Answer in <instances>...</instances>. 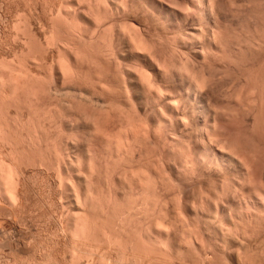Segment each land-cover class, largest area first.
Masks as SVG:
<instances>
[{
    "label": "rangeland",
    "instance_id": "1",
    "mask_svg": "<svg viewBox=\"0 0 264 264\" xmlns=\"http://www.w3.org/2000/svg\"><path fill=\"white\" fill-rule=\"evenodd\" d=\"M135 1H137L140 4V6L142 4H143L142 6H146L145 3L148 2V0H135ZM161 2H162V0H161ZM163 2L165 4L167 2H169V3L175 2V3L180 4L181 6L178 8H180L182 13H184V11H185L186 13H184V15L186 14V16L188 18V20L186 21V25L184 26L183 24H180V25L176 26V31L172 34H169L168 32H165V30L161 29L160 35H159V33L157 32V29L155 31L154 28H151L148 24H149V21H150L149 19L152 16V14L143 13L141 11L137 14V16L135 18L131 17V15L128 13V10H129L128 5H127L128 2L127 3L125 1L122 2L121 0H0V73L2 75H5V76L8 75V77H9V75H11L12 77L15 76V78L17 76H19L20 78H22V77L26 78V76H27L29 79L31 78L30 80L35 79V80H33L34 82L33 81H31V82L35 83L39 87V89L41 88V90L44 87V90L45 91L47 90L46 96L50 92L54 93L52 95L50 93L49 94L50 97H48V96L46 97L44 95L43 96L44 98H41V100L45 99V97H46L44 102L48 103V104H50V102H52V104H53L52 106H54L52 108L56 107L57 110L63 109L62 111H60V110L57 111L55 109L56 111L53 112V114L55 113V115H58L59 117L62 116L61 117L62 122L64 119V122L62 123L61 118L60 119H59V117L57 119L55 118L54 120H56V121H55V123H53L55 125L53 126L51 124V126H49V125L47 126L48 123L44 124L45 122L42 121L43 119L41 120V118H43V115H42L43 110L41 109L42 111H37V109H36L37 107L35 106L34 103H32L31 105H34L35 109L33 106L30 105L31 102L28 100L29 99L31 100L32 98L31 97L29 98V96H28V99H27V95H29V93H27L26 89L25 90L22 89V90H18V91H12L11 89L8 90L9 89L8 86H5L6 89L4 87H1L3 89L0 88V95L2 94L0 96V102H1L0 103V121H1L0 123L5 125V126H3V127H5V129L9 128L10 133L15 134V135L13 134L14 136H11L12 134H10V139L13 138V140L11 139L13 141V143H11L12 146L10 143H9L10 145L6 143L7 146H5L4 145L5 143L2 144V142H0V149L3 148L2 150H0V154H1V156L3 155V158L5 157L4 159L6 161H4V162L9 163V165L7 164V166H10V164L11 165L13 164V166H11V168L15 167V168H17V170L18 169L20 170V171L19 170L18 171L20 172L21 184H23V186H25V187H23V186L20 187L21 192L23 191L22 192L23 194H21L23 204L21 203L22 209H20L18 212H13L11 214L12 211L7 210L9 208V207H7V206H9V205H7L8 203L6 204L5 200H3L2 198L0 199V201H1L0 202V264H41V263L42 264H50L51 262H53L51 264H56L58 262V260H59V263H57V264H65L64 262H68L66 260H68L70 257V255L66 256V254L67 255L69 254L68 249H69L71 244H73V245H71L72 248L73 247H75V248L74 249L70 248V250L75 251V253H76V251H78V254H80V256L83 257V254L88 253V252H86L85 246H84V248L82 247L83 245H86V244L82 243V241L79 239H78L79 242L77 241V239H74V237L72 235H69L70 232H68V228H66L67 227L66 223L69 221V219L72 216L75 215L76 212L77 213L75 216H79V214H80L79 212H81V213L83 212L82 213L83 217L81 214L79 217L82 219L85 218V220H86V217H88L89 222H90V220H92L94 218L98 219V220H92L91 221V223L96 224L95 230H97V233H95V234L97 237L96 236L95 237L97 239L93 238V240H91L92 243L89 242V244H91L92 247L93 246L95 247V245H96V247L98 249H96V247H95V249H92V247L90 248L91 245L88 246V243L86 246H88L87 251L91 249L92 253H93V250H95L93 254L95 255L96 259H98L99 262L101 260V262H100L101 264H104L107 261H108L107 262L108 264H109V261H110V264H117V263H119V264H135L134 263L135 261H136V263L138 262L141 264L142 263H144V264H151V263L152 264H159V263L160 264H190V263L191 264L192 263L193 264H203V262H205V264H210V263L213 264L214 261H215L214 264H249V263L250 264L251 263L252 264H264V185L262 184V182L264 183V180L262 181V179H264L263 178V175H264V166H263L264 165L263 164L264 163L263 162L264 161V142H263L264 141L263 140L264 135L263 134H264V132H263V130H261L264 127V90H263L264 89V82H263L264 79L263 80L261 79V78H264V70H261L263 67V64H264V61H263L264 54H262V52L264 50V45H263L264 44V0H208L209 4L211 3L210 5L213 6L215 4L213 6L214 12H213V16H212V21L214 23L217 22V23H215V24H217V25H215L216 29H217V30L215 29L216 32L210 33V34L207 32V27H206L205 22H201V24L199 25V21L201 20V16H202L201 8L204 7L203 1H201V0H163ZM163 4L161 5V3H160V6H163ZM199 4H201V7ZM113 6H115V8ZM190 7L192 8V9H190L192 11V13H190L191 11L189 9H187ZM105 8H109L108 10L110 12L114 11L113 12L114 15L111 12V14L113 16L110 15V12L108 11V13H109L108 15H110V16H108V20L112 16L111 19H113L114 21L111 19L108 21V23L104 21V19H103L104 18V15H103L104 12L103 11H105ZM125 8H127L128 10H126ZM184 8L186 10H182ZM187 10L190 11L189 12L190 17L188 16ZM59 11H60V13H59ZM124 11H126V12H124ZM61 12H63V13H61ZM155 13L159 14L158 11H156ZM160 15H161V12H160ZM97 16H98V18H97ZM99 16H101V18ZM189 18H191V20ZM99 21L100 22L102 21L101 25L104 24V22H105L104 26L102 25V28H100L101 26L97 27L96 22H99ZM162 21L163 20H161L160 24L164 23V21L163 22ZM112 22H113V24L117 23L120 25L123 23H128L129 26H130V24H132L134 22L136 27L139 26L140 29L139 28H137V29L139 32H142L141 33V35H142L141 39L144 37L145 39L143 38V41L145 40L144 42L147 43V46H149L151 51L153 50L152 51L153 54L155 53L154 54L155 56H153L152 53L151 54L154 58L155 63L157 62L156 67L160 68V73H164L165 71L167 73L168 72L170 73V71L172 69H174V70H172L173 72H180L181 67L182 66L184 67L186 65L189 68L192 67L191 69L194 70V73L197 72L195 75L197 76L198 80H200L199 82H202L201 84L205 88V89L203 88V90H204V95H205L206 99L210 102L209 104L211 105V108L216 109V110L215 109L213 110V115H214L213 117H215V114H216L215 112L217 111L216 117L211 120L212 125H214V123H215L214 126H216V124H217L218 129H219V130L215 129L218 131L216 132V135L214 136L216 138H219V140L217 139V141H216L215 140L216 138L212 139L213 142L215 140L214 146L216 148H217V146L225 147L226 149L225 148L224 149L227 151V150H229V148H230V150L232 149V147H230V146H232L231 142L234 141V143L232 142V144L234 145L236 143L235 147L238 149V152L240 153L238 155V153L236 152L237 156L235 153L236 158H238V159L240 158V160H241V158L243 157L244 162H247L248 160L251 162L254 159L252 161L254 164L252 162L251 163L255 166L256 173H257L256 177L258 178V181H259V187L261 186L260 187L261 189L258 190L257 193L262 194V195H258L256 193V196L257 197L260 196V197H258V200L256 199L254 201V205L251 204L250 201L245 197L246 194L244 196L240 190H239L240 193L237 192L238 193L237 196L240 197L238 200V197L236 196L237 193L235 192L236 187L239 188L238 187L239 186L238 177L236 175H232L231 173H227V171H224V170H221L216 174H221L220 177L222 176L221 179L223 181H225L227 179L226 183L224 182V184H226V186L224 185L226 188L225 190L227 191L228 198H232V199H230L231 204L226 211V215H224L223 212L221 213V211L219 212L220 214L218 212L216 213L217 209L215 208L214 205H211L212 206L211 211H210V208L208 206L207 199L209 198L208 201H210L213 198V196L215 195V193L217 194V192H215L216 190L214 189V187L216 186L215 185L216 183H215L214 179L212 180V177L208 178V176H205V177L204 176H198L199 173L197 174V172H196L194 174V175H196L195 178H194V175H192L193 176V177L191 176L192 178L187 177L188 179L184 178V179L179 180V181H176L175 178L173 179V177L170 176V174H168L169 173L168 167L174 166L175 160L173 159V156L175 155V157H176V150L178 148L176 150H173V148H171V145H169L168 142H167L168 144H166V145L164 144L166 142L165 139L170 134V132H168V133L166 132L167 130L164 129L165 128L164 125H160V133H161L160 142L155 145V143H154V141H152V139H151L152 142L150 141L151 143L149 141H147V143H146V146H148L147 150L150 152H147V157L145 155H143L145 157H143V156H142L143 158L141 157L143 163L146 162V164H145L146 166H148L149 168L156 167L155 169L160 170L162 172V173L160 172L161 173L160 175H162V176H160L161 179H163L167 176V178L163 179L164 183H162L163 180L160 182V194H159L160 197H158L159 202H160L159 204H155V199L153 198V195L150 194V192L146 193L145 195H147L148 197L152 196L153 199L152 198L151 199L154 202L150 198L145 196L147 199V201H146L145 197L140 195V194H142L141 190L138 187H136L135 185L133 186V185L129 184L131 182V181H129L130 180L129 178H128V180L125 181V179H126L125 178V176H126L125 172H128V170H130V168H126L124 166H122V167L120 166L117 168V166H114L113 163H111L108 160H106V161H108V162H106L105 159L103 157H101V155H99L100 152H98V151H100L102 149V148H100L101 147L100 143L99 144L97 143L96 145H94L95 148L93 147L94 148L93 154H91L92 158L90 157V155L84 156L85 160L83 159L80 161V163L78 162L79 164H76L75 168L73 167L71 170V167H69V161L67 160L68 156H70V158H74L75 156H78V154H80V153L78 151H73V150H68L66 152V146H65L66 143L65 142L68 139L71 140L73 137L75 138V136H76V138H80V136H81V133L79 132V130L77 128V124H75V126H74L75 128H73V126H70L71 125L70 123L76 122V120L80 116V112H81V110L78 107L74 108L75 105L77 106L76 103L73 104V108H74L73 110H75V111L72 110V105H71L72 104L71 102H74V99H75L73 97H77L80 94V96H78V98H76V99H78V104H79V101L81 99V92L76 95V93H78L80 90L79 87L80 88L82 87V89L83 88L88 89V86H89V88H91V90L90 89H88V90L93 91V89H92L93 85H92V87H90L91 84L89 83L92 80V82H91L92 84L94 81L99 82V83L104 82L105 85L109 86L110 88L112 87L111 89H114L115 87H113V86L115 84V80L117 79V76H119V73H120V75H121L120 77L122 78V75H123L124 79L122 78L123 79L122 80L120 77H118V79H121V83H123V86L126 88V85H124V84H125V81L128 82L127 80H129V79H127V78L129 76L124 75L122 73L125 72V70L127 71L128 68L132 69L133 67L135 68V67L142 65L141 62H137V61L134 62V58H131L128 60V57L130 56L131 52H130V47L128 46V44H126L127 42H125V45H121V44H124V42L121 41V44H120L116 40L117 37L113 39V37H115V35H114L115 33L112 32V30L115 29V27L113 25L114 28L111 27L112 28V30H111L110 26L112 25L111 24ZM193 24L196 25L197 28H200L203 32H204V30L206 31V32H204L203 36L202 35L199 37L196 36L195 38L190 37V33H187V32L189 31L188 30L189 27L192 26ZM108 25H109V27H107ZM71 27H74V29ZM106 27L111 30V31L106 30L107 32H112V33H108L110 36H108L105 33L107 35V39L109 40L108 43L109 44H110V42L113 43L112 44L113 46H111V45L107 46L106 45L108 48L112 47V49L110 51H109V49L107 50V51H109V53L105 50L106 46H104V48H102L100 46V44L101 45L104 44L103 43L104 41L101 42L103 40V38L101 36H102V33H104L102 29H104V31H105ZM79 31L82 33L80 34ZM154 33H155V35H154ZM62 34H64V35H62ZM84 34H85V36H84ZM86 34H89L90 36L89 35L86 36ZM93 34L95 35V37ZM214 34H216V35H214ZM207 36L208 37L210 36V37L208 38ZM53 37L54 38L57 37V39H58V37L61 38V40L58 39L60 42L56 39L54 40ZM100 37H101V39H99ZM138 37L140 39V35ZM188 37H190V38H188ZM51 38L53 39V41H55L54 43L56 44V46L60 50H61V48L63 49L62 52L59 51V49H56L57 47L52 46L54 44H52L53 41ZM62 38L63 39L65 38V39L63 40ZM91 38H92V40H90ZM49 39H51L52 42L47 44V42L50 41ZM83 39H86V41L89 40L90 45H89V43H87L89 41L85 42V40H83ZM69 40L72 42V43L70 42V45H69L70 46L69 48L72 49V50L70 49L71 51L68 50L69 48L62 47L63 45L61 44L62 42H66V43L68 42L69 43ZM74 40H75V42H74ZM257 40H259L260 43ZM91 41H93L94 44L93 43L91 44ZM209 41H210V43H209ZM247 41H250V43L248 44ZM56 42L58 44L60 43L62 46L60 44L57 45ZM95 42L97 43L98 46L95 45ZM74 43L76 45H73ZM251 43H253V44H251ZM203 44H207V45H205V48H206V46H209L206 49L207 52H208V50L209 51L211 50L209 53L213 52L212 54H210L211 57L208 58L210 61H207V59H204L202 56L201 51H203L202 50ZM242 44H243V46H242ZM250 44H251V46H250ZM231 46L233 47V49ZM99 47H101L104 50V52ZM64 48L67 50H65ZM190 49L191 50L192 49L197 50L199 52L197 54L201 53L200 54L201 57L199 55L195 54L197 57L199 56L198 58H195L196 56L190 53V51H191ZM64 51H65V54H64ZM72 51H73V53H72ZM257 51H258V53H257ZM127 52L130 54L128 55ZM58 54H60V55H58ZM190 54L193 56H191ZM74 55L77 56L78 59H76V57ZM255 56H256V58H255ZM111 58H113V59H111ZM59 59H61L62 61L60 60L59 66H58L57 63H58ZM244 59H246V60H244ZM251 59H252V61H251ZM256 59H257V61H256ZM261 60H262V63H261ZM61 62H63L62 64H64V62H65V64L62 66ZM2 64H3V66H2L3 68L1 67ZM171 64H172V66H170ZM65 65H66V67H64ZM159 65H160V67H159ZM60 66H62V69L63 68L66 70L69 69L70 70V71L68 70L69 73H71V72H72V74L74 72H75L74 74L77 73L76 76L74 77V80L78 79L77 75L79 74V76H80L79 78H81V82H80V80H77L79 82H77L76 80L74 81V80L70 79L69 76L67 77L66 74L68 71L66 72V74L62 75V73H64V72H62L61 69H59ZM187 66H186V68H187ZM258 66H260L261 68ZM170 67H171V69H170ZM173 67H177L180 70L178 71V70H176L177 68H173ZM245 68L246 69L248 68V69L246 70ZM263 69H264V67H263ZM77 70L79 71V73ZM251 72H253V75ZM115 73H117V74H115ZM257 73H258V75H257ZM72 74H71V78H72ZM249 74L252 76V78L248 77ZM64 75H66V78H67L66 80H68V81H66V80L64 81V79H65ZM254 75H255V77H254ZM152 76L156 80L157 77H155V75H152ZM247 77H248V80H247ZM256 77L258 78V80ZM102 78H103V80H102ZM254 78H255V80H254ZM105 79H107V80H105ZM159 79H160V81H162V83L160 82V86H161V85H163L164 80L161 76ZM82 80H84V81L82 82ZM259 80H261L262 82ZM157 81H159V80L157 79ZM254 82L256 83V85ZM80 83H81V85H82V83H84V84L82 86H79ZM257 83H259L258 84L259 86L257 85ZM76 84L78 85V87L77 86L75 87ZM86 84L88 85V86H86L87 88L84 86ZM250 84L253 86L251 87ZM39 85H41V86H39ZM73 86H74V88H72ZM257 86L259 89L257 88ZM46 87H48V88H46ZM243 87H245V88H243ZM75 89H77V90H75ZM167 89L168 88H166V89L164 88L166 93H168L169 92L168 90H170V89H168V90ZM251 89H254L253 93L257 89V92H255L257 94H255V93L254 94L257 95L256 98L259 95V97H258L259 99L257 98L255 100V98L253 96L254 94L251 95L252 94ZM20 91H22L24 93H20ZM66 91H68V92H66ZM242 91L244 94L242 93ZM73 92L74 93L76 92L75 96H74ZM247 92L248 93L250 92V95H251V98L250 97H248V98H250L251 100L253 98L254 101L256 103H258L259 105L258 104H256V105L254 104L255 106L252 105L253 104L252 102H254V101H251V103H252L251 105H249L250 102H248L246 104ZM11 93H12V95L13 94L14 95L12 96ZM128 94H129V92L127 93V96H129L131 93L129 95ZM66 95H69V96H66ZM132 95L134 96L135 94L132 93L129 97L130 98L133 97ZM244 95H245V97H244ZM250 95H248V96H250ZM2 96H3V98H1ZM5 97H7L9 99H7ZM41 97H42V95H41ZM99 97H101V96H99ZM50 98H52V100ZM101 98H103V97H101ZM3 99H4V101H3ZM13 99L16 100L15 104H14ZM26 99H27V101H26ZM53 99H56V100H53ZM64 99H66V100H64ZM107 100L108 99H106L105 102L108 105L109 102ZM131 100H130V102L129 101L128 102H129L130 106L133 105V107H131V109L134 108V109H132L133 110L132 112H135V108L138 107V104L140 103L141 100L136 95H135V98H132ZM247 101H250V100H247ZM239 102H241V103H239ZM65 103L67 105L70 103L71 104H70V106L69 105L67 106ZM245 104H246V107H245ZM41 105L42 104H39L40 107H41ZM58 106H59V108H58ZM62 106H64V107H62ZM65 106H67V107H65ZM95 106H96V108H95ZM97 106H98L97 104L96 105L94 104L92 106L93 108H91V109L89 108L90 112L93 111V113H94L96 111V109L98 107H100V105L98 107ZM198 106H199L198 104L193 103L191 105V107L188 108L189 111H187V112H189L190 114H192V112H193V114H195V115L198 114V111H199ZM80 107L83 108L82 105ZM29 108H31V109H29ZM245 108H247V109H245ZM255 108H256V110H253ZM77 109H78V111H77ZM99 109H101V110L99 111ZM99 109L95 114H93V113H91V114H92V117L93 116H95V117L99 116L98 119L97 118L95 119V117H93V120H96V123L99 122V124H100V121L101 120L103 121L104 112L102 111V109H103L102 107H100ZM246 110H247V112H246ZM33 111H34V113H33ZM35 111H37V113ZM161 111H162V109H161ZM58 112H59V114H58ZM60 112H64V114L66 116L63 113L61 114ZM234 112H236V113H234ZM240 113H242V114H240ZM77 114H78V116H77ZM99 114H101V116ZM237 114L240 117H238ZM27 115H30V116H27ZM81 115H82V113H81ZM102 115H103V117H102ZM144 115H145V118L147 119L146 121L149 124H152L153 121H152V117H151V115H152L151 112L146 110ZM232 115H234V116H232ZM35 116H36V118H35ZM40 116H41V118H40ZM69 116H71V118ZM67 117L70 119V121ZM255 117H256V119H255ZM39 118L41 121L39 120ZM32 119L35 121V123ZM27 120H28V123H27ZM71 120H72V122H71ZM56 122L59 123L58 126L56 125L57 124ZM117 122H118V120H117ZM188 122H191V119L187 120V125H186L187 128L184 127L181 129V131H182V133H185L186 131H188L190 133V135L193 136V138L191 139L192 142L196 143V140L194 137H196L197 130L193 126L192 122L189 124H188ZM257 122H258V124H256ZM39 123L41 125L43 124L45 126V130H43L44 126L42 127V130H41V128L36 126V125L39 126ZM26 125H29V126L31 125V126L25 127ZM217 126L215 128H217ZM34 128L38 129L39 131L36 129H35L36 130L35 131ZM221 129L223 130V132ZM9 130L7 129L8 132H9ZM192 130L194 132L195 131L196 132L193 133ZM43 131H46V132L43 133ZM260 131L262 134L260 133ZM217 133H219V134H217ZM225 133H227V134H225ZM246 133H248V134L245 137ZM252 133H254V134H252ZM29 134H32V135H29ZM33 134H35V135H33ZM238 134H239V136L241 134H243V135H241L240 136L241 138H240L238 136ZM62 135H64V136H62ZM226 135H228V136H226ZM29 136H31L34 140L32 138L30 140ZM220 137H221V139H220ZM27 139L30 141H28ZM225 139L229 140V141L226 140L229 144L225 143L226 142ZM254 139H257V140H254ZM17 140L20 142H18ZM237 140L239 142H235ZM219 141L220 142L222 141V142L220 143ZM22 142H23V144H22ZM148 142H149V145H147ZM18 143H20V144H18ZM64 143H65V145H64ZM215 143H217V144H215ZM222 143L224 146L222 145ZM237 143H241V144H237ZM48 144H49V149H48ZM152 144H154V145H152ZM183 144H181L179 147L183 146L182 149H184V150L186 149V151H188V153L191 152L187 148H185L187 146L183 145ZM2 145H4V146H2ZM19 145H21L22 147ZM244 145L248 149H246V147ZM167 146H168V148H167ZM239 146H241L242 148ZM254 146L257 147L256 149L258 151L255 149ZM258 146H260V147L258 148ZM262 147H263V149H262ZM24 148H25V150H24ZM17 149H19V151ZM170 149H172V151L174 153H172V151H171V153H172L171 154ZM220 149H222V148L220 147ZM233 149H232L233 152L232 151L231 152L234 154L235 150H233ZM9 150L11 151V153ZM243 150H244V153H243ZM251 150H252V152H251ZM261 150H262V152H261ZM1 151H4V152H1ZM240 151H242V152H240ZM18 152H20V153H18ZM95 152L98 153V156L95 155L96 154ZM247 152H248V157H246ZM259 152H260V154H259ZM63 153H65V154H63ZM69 153H71V154H69ZM139 153H137L138 158L140 157ZM169 153L171 155H169ZM241 153H242V155H241ZM254 153H256L255 154L256 156H254ZM67 154H68V156H67ZM150 154H153V155H150ZM244 154H245V156H243ZM250 154L251 155L253 154L252 156L254 158H251L252 156ZM17 155H18V157H17ZM60 155H61V157H64L63 155H65V157L63 159L66 161V163L63 162V159H59V158H61ZM58 156H59V158H58ZM88 156L90 157V159ZM161 156H162V158H161ZM238 156H240V157H238ZM7 157H9V158H7ZM14 157L18 162L21 160L23 162V165H22L21 161L19 163L16 162ZM154 157H155L156 161L154 160ZM255 157H257V158L255 159ZM258 158H260V159L258 160ZM146 159H148V160H146ZM89 160H91V166L93 165L92 167L90 166L91 171H90V168L88 167L90 164ZM92 160H93V162H92ZM170 160H172V161H170ZM150 161H151V164H148V163H150ZM82 162L86 163V164H83ZM87 162H89L88 165H87ZM94 162H95V164H94ZM171 162H173L172 163L173 165H170ZM260 162H261V164H260ZM154 163H155V165H154ZM66 164H68V165H66ZM135 164L137 165V162H135ZM135 164H133V166ZM158 164H160V165L158 166ZM166 164H169V166ZM256 164H257V166H256ZM79 165L81 168L79 167ZM136 165L134 167H139L138 166L139 164L137 166ZM5 166L6 165H4V167ZM7 166H6L5 170L7 169ZM77 168H78V170H76ZM166 168H168V169H166ZM87 169L89 171L88 174L93 171L92 175H91L92 179H89L90 183L87 182V181H89L87 179L91 178V177L83 179V177L79 178L80 175H77V174L83 173V171L87 172ZM93 169L95 170V172ZM162 169H163V171H162ZM164 169L166 171H164ZM67 170L69 172H67ZM80 171H81V173H80ZM223 171H224V173H223ZM63 173H66L68 175V176L67 175L66 176L68 177V179H71V181L72 180L74 182L76 181L75 183L73 181L72 182L70 181V183H73L74 186L76 184L77 187L81 186L83 191L85 190L84 191L85 193L88 192V193H86V194H88V197L94 196V198H91L94 201L91 200V201H87L85 203L80 202L82 205L80 203L76 202L77 199L76 200L74 199L76 197L74 196V198H73L72 194L70 192H68L67 189H69V188H67L65 184L61 185V182H60L61 180L59 181L60 175H63ZM93 173H94V175H93ZM227 175L229 177H227ZM225 177H227V178H225ZM200 179H202V180H200ZM209 179H211V181L213 183L210 182ZM119 180H121V181H119ZM260 181H261V185H260ZM201 183L203 185V187H202L203 190H200V188L202 186ZM213 184H214V186H211ZM78 185H80V186H78ZM93 185H94V187H93ZM88 186H90V187H88ZM64 187H65V189H64ZM196 187H197V189L198 188L199 189L197 190ZM209 187H210V190H212V189H214V190L210 191ZM86 188L88 189V191ZM138 189H139V191H138ZM193 189H195V192L193 191ZM125 190H126L127 195H124ZM201 191H203V192L201 193ZM204 191H205V194L202 195L203 196L202 197L201 194H203ZM208 191H209V193L212 194L211 199L209 196L211 194L208 195ZM199 193H201V194H199ZM96 194H99V195H96ZM128 194H129V197H128ZM130 195L131 196L133 195V196L131 197ZM124 196H126V198ZM207 196H209V197H207ZM102 197L104 199H102ZM201 197L203 198V200H204L203 203H205V205H202L201 202L203 200ZM244 197H245V200H244ZM96 198H98V200ZM128 198H130L129 201H128ZM136 199H138V200H136ZM234 199H236V200H234ZM108 200H111L112 203H110V201L108 203ZM142 201H143V204L141 203ZM88 202H92V203H88ZM113 202L115 204H117V207L120 211L122 209L124 210L123 211L124 213H122V211L119 212V213H122L120 215H123V216H121V218L123 217V219H121L120 216H117V215H116L117 217L113 216L114 212L111 213L113 211V210L111 211V209H112L111 206L114 205ZM100 203H101V205H100ZM106 203L109 204L110 208L107 207L108 204H106ZM123 203L125 204L124 206H123ZM126 203H128V204H126ZM135 203H138V204H136V206H134ZM188 203H190V204H188ZM193 203L195 205L196 204L198 205L201 203L202 206H205L204 208L202 207L204 209V212L206 213L204 216L209 217L208 220L217 221V222H213V223H217V224L220 223L219 225L223 230L219 227V235L213 236L214 233L210 227H208V226L205 227L204 224L202 225L201 223L199 224V220L195 216H193L191 209H190V206ZM71 204L72 205L74 204V205L72 206ZM84 204H86V206ZM97 204L99 205L98 207H97ZM102 204H104V206L107 207V208L104 207V210L106 209V212H104V213H103V211H104L103 208H100V207H103ZM76 205H78V206H76ZM138 205H139V207H137ZM147 205L149 208L147 207ZM162 205H164V206H162ZM166 205H168V206H166ZM82 206L85 208L91 207L94 209L86 208L85 209L86 212H85V211H83L84 208ZM119 206L122 209H120ZM155 206H157V207H155ZM79 207H81V208H79ZM126 207H129L130 209L132 208V211L135 210V212L137 214L134 211L132 212L131 210L129 211L130 213H128L127 209H129V208H126ZM159 207H160V209H159ZM146 208H148V209H146ZM71 209H74V210H71ZM88 209H91V210H88ZM70 210L73 212L75 211L74 215L70 214V213H72ZM137 210H141V212L137 211ZM142 211H144L145 213ZM151 211L153 212V214L151 213ZM158 212L160 214L161 213L162 214L160 215ZM250 212H251V214H250ZM127 213L129 215L132 213L131 214L132 216H129ZM241 213H242V215H241ZM84 214L87 216L85 217ZM103 214H105V215H103ZM158 214L160 217L158 216ZM221 214H223L224 216ZM125 215L127 217H125ZM216 215H218V216H216ZM69 216H71V217L69 218ZM149 216H150V218H149ZM210 216H211V218H210ZM118 217L120 219H118ZM128 217H129V219H124V218H128ZM133 217H135V218L133 219ZM216 217H218L219 219L218 218L216 219ZM157 218H159V220ZM160 218L162 220H160ZM130 219H131V222H129ZM221 219H222V222H220ZM121 220H122V222H121ZM124 220L125 221L127 220V221L125 222ZM154 220H155L154 223H156V221H157L158 222L157 224H159V226L161 227L162 230H163L162 227H164V225L166 226V227H164V229L168 228L167 230H169L171 228L170 226H172V230L170 229L171 231H169V232H171V234L176 233L174 236V240H173V238L171 240L173 242L170 241L167 244H165V245H167L166 247H164L163 244H160L161 247L158 246V248H157V246H155L156 247L155 248L153 246V248H151L152 246H150V245L146 246V245H148L147 243L144 246L143 242L142 241L140 242V238L138 235H140V233H142V231L144 232L146 230H149L152 225L153 226L157 225V224L152 223ZM248 220H250V221H248ZM251 220H253L254 222L252 223ZM95 221H97L98 223ZM159 221H162V222H159ZM105 222H106V224H104ZM100 223H102V224H100ZM122 223H124V225ZM97 224L98 225L100 224L102 227L100 226L101 227L100 228L99 226H97ZM148 224L150 227L148 226ZM160 224H162V225L164 224V225L162 226ZM221 224H223V225H221ZM104 227H105V229H104ZM116 227H118V229ZM148 227H149V229H148ZM245 227H247V228H245ZM98 228H100V229L98 230ZM251 228H253L252 229L253 231L250 230ZM103 229H104V231H103ZM101 231H103V233ZM251 231H252V233H251ZM104 232H106V233L110 232L111 233V234L107 233V235H106L107 242H105L106 240L105 239L103 240V238L101 237L104 234ZM160 232H162V231L160 230ZM163 232H164V230H163ZM118 233H119V235H118ZM227 233H229V234H227ZM254 233H255V235H254ZM97 234L100 236L98 237ZM160 234L163 235L164 233H160ZM223 234H224V236H223ZM250 234H252V235H250ZM117 235L120 236L119 238H121V236H122V238L119 239ZM172 235H174V234H172ZM243 235H244V238H243ZM110 236L117 238V242L112 241V243L115 244V245H112V247L114 246L113 248L110 246L112 243L111 242H110L111 244L108 243L109 242L108 237L110 239L113 238V237L111 238ZM125 236H127L130 241L127 240L128 238ZM248 236H250V238H252V239H250ZM103 237H104V235H103ZM132 237H134V240L137 239L136 237H138V239H137L138 241L137 240H135V241H137V243H139L138 248L141 249L142 251L141 250L137 251V250H139V249H137V247H135L137 243L135 241H133ZM223 237H227V239H229V240L230 239H235V240H230L229 241L230 244L228 243L225 245V243L220 242L221 239H223ZM99 238H101L100 240L104 241V243H105L104 245L102 244L103 243L102 241L101 242L99 241L100 245L97 243L98 242L97 240H99ZM116 238H113L112 240H115ZM123 238H125L124 241H123ZM239 238H241V239H239ZM245 238H246V240H245ZM118 239L121 242H119ZM214 239H216V240H214ZM94 240H96V242H93ZM70 241H74V242H70ZM76 241L78 244H75ZM126 241L128 244L126 243ZM217 242H219V246L216 245ZM241 242L243 243V245L244 244H246V245L243 246ZM68 243H70V244H68ZM93 243H97V244H93ZM116 243L119 244V246H117ZM122 243H123V245H121ZM132 243H135V245L132 246L131 245ZM141 243L144 246V249H143V246L141 245ZM170 243H173V244H170ZM124 244H125V246H127V247H125L127 249L124 248ZM103 246H106V247H103ZM120 246H122V247L120 248ZM137 246H138V244H137ZM133 247H135V249H137L136 253L133 250H131ZM170 247H171V249H170ZM211 247L214 250L212 252H211ZM44 248H45V251H44ZM77 248H78V250H77ZM79 248H80V250H79ZM104 248H105V250H104ZM81 249H84L85 253ZM91 250H90V252H91ZM204 250H207V251H204ZM97 251H99V252H97ZM104 251H108V252L105 253ZM125 251H128L129 253L125 252ZM131 251L133 252V254L131 253ZM146 251H147V253H146ZM121 252H123V253H121ZM49 253L51 255H49ZM95 253L98 255H96ZM204 253H205V255H204ZM217 253H219V254H217ZM45 254L47 255V257H45L46 256ZM103 254H104V256L106 255L107 258L104 257ZM139 254L140 255L142 254V256H138ZM144 255L147 258L143 257ZM135 256H136V258L138 256L137 260L134 259ZM128 257H130L133 262ZM139 257H141L142 262L138 261V260H140ZM212 257L214 258V260L211 261V259H210L211 262L210 261L208 262V259L212 258ZM55 258L58 260L56 261ZM61 258H63V259H61ZM123 258H125V259H123ZM126 258H128L129 261L126 260ZM104 259H106V260H104ZM122 259H123V261H122ZM206 259H207V263H206ZM18 260H19V262H18ZM43 260H45V261H43ZM47 260H48V262H47ZM60 260H61V262H60ZM102 260H103V263H102ZM147 260H150L152 262L148 261V263H147ZM38 262H40V263H38Z\"/></svg>",
    "mask_w": 264,
    "mask_h": 264
},
{
    "label": "bare ground",
    "instance_id": "2",
    "mask_svg": "<svg viewBox=\"0 0 264 264\" xmlns=\"http://www.w3.org/2000/svg\"><path fill=\"white\" fill-rule=\"evenodd\" d=\"M122 2H128V9L127 8H125L126 10H128V13L131 15V17H133V18H135L136 16H137V14L139 13V12H143V13H149V14H152V16L150 17V21H149V26L151 27V28H154L155 29V31H156V29H157V32L159 33V35H160V30L162 29V30H165V32H168L169 34H172V33H174L175 31H176V26H178V25H180V24H183L184 26L186 25V21L188 20V18H187V16H186V14L184 15V13H186L185 11H184V13H182V11L180 10V8H178V7H180L181 5L180 4H178V3H175V2H171V3H169V2H167L166 4L163 2V0H162V2L164 3H162L161 2V0H148V2H146L145 4H146V6H140V4L137 2V1H135V0H121ZM201 1H203L204 2V7L203 8H201V12H202V16H201V20L199 21V25L201 24V22H205V24H206V27H207V32L210 34V33H215L216 31H215V29H216V26L215 25H217V24H215V23H217V22H213L212 21V16H213V6L215 5H210L209 4V2H208V0H201ZM160 3H161V5L163 4V6H160ZM118 4V3H117ZM195 4V3H194ZM244 4V3H243ZM242 4V5H243ZM200 5V7H201V4H199ZM116 6V5H115ZM115 6H113L114 8H115ZM177 8H176V7ZM240 7V6H239ZM93 8V7H92ZM186 8V7H185ZM182 9V10H186V9ZM99 9V8H98ZM107 9V10H106ZM109 8H105V11H103L104 12V21L105 22H107L108 23V21L111 19V17L114 15L113 14V12H112V14H111V12L108 10ZM112 9V8H111ZM187 9H192L191 7L190 8H187ZM118 10V9H117ZM116 10V11H117ZM196 10V9H195ZM67 11V10H66ZM69 11V10H68ZM71 11V10H70ZM100 11V10H99ZM108 11L110 12V15H112L111 17H110V19L108 20V16H110V15H108L109 13H108ZM156 11H158V13L159 14H156L155 12ZM188 11V10H187ZM191 11V10H190ZM190 11H188L187 13H188V16H189V12ZM102 12V11H101ZM119 12V11H118ZM124 12H126V11H124ZM160 12H161V15H160ZM196 12V11H195ZM59 13H60V11H59ZM61 13H63V12H61ZM69 13V12H68ZM67 13V14H68ZM190 13H192V11L190 12ZM70 14V13H69ZM100 14V13H99ZM60 15V14H59ZM75 15V14H74ZM217 15V14H216ZM57 16V15H56ZM61 16V15H60ZM62 17V16H61ZM71 17V16H70ZM100 18H101V16H99ZM130 17V16H129ZM190 17V16H189ZM194 17V16H193ZM198 17V16H197ZM66 18V17H65ZM97 18H98V16H97ZM99 18V19H100ZM131 19V18H130ZM190 20H191V18H189ZM54 20V19H53ZM111 20H113V19H111ZM136 20V19H135ZM139 20V19H138ZM161 20H163L164 21V23L163 24H160V22H161ZM52 21V20H51ZM50 21V22H51ZM103 21V20H102ZM101 21V22H102ZM114 21V20H113ZM132 21V20H131ZM137 21V20H136ZM135 21V22H136ZM162 21V22H163ZM101 22L99 21V22H96L97 23V27L99 26H101L100 28H102V25L104 26V24H105V22H104V24H102L101 25ZM111 22V21H110ZM116 22V21H115ZM138 22V21H137ZM189 22V21H188ZM71 23V22H70ZM99 23V24H98ZM106 23V24H107ZM197 23V22H196ZM68 24V23H67ZM112 25L110 26V28L111 27H113V25H114V27H115V29H113L112 30V28H111V30H112V32H114L115 34V37H113V39L114 38H116L117 37V41L121 44V41L122 42H124V44H121V45H125V42H127L126 44H128V46L130 47V52H131V54L130 53H128V55L130 54V56L128 57V60L129 59H131V58H134V62L135 61H137V62H141L142 63V65L141 66H138V67H133L132 69H130V68H128L127 69V71L125 70V72H123L122 74H124V75H128L127 77V79H129V80H127L128 82H126L125 81V84L124 85H126V88L123 86V83H121V79L123 78L124 79V76L122 75V78L120 77L121 75H120V73H119V76H117V79L115 80L114 78V80H115V84H114V86L113 87H115L114 89H111L109 86H107V85H105L104 84V82L101 84V83H99V82H96V81H94L93 82V84L91 83L92 82V80H91V82H89L91 85H90V87H92V85H93V91H90L91 90V88H89V86L86 84V85H84L85 87L86 86H88V89H90V90H88V89H82V87L80 88L79 87V92L78 93H76V95L77 94H79L80 92H81V99H80V101H79V104H78V99H76V98H78V96H80V94L77 96V97H73V98H75L74 99V102H71L70 104L72 105V110L76 107H78L80 110H81V112H80V116L78 117V119L76 120V122L75 123H70L71 125L70 126H73V128H75L74 126H75V124H77V128H78V130H79V132L81 133V136H80V138H76V136H75V138L73 137L71 140H67L65 143H66V145H65V143H64V145L66 146V152L68 151V150H73V151H78L80 154H78V156H75L74 158H70V156H68V154H67V156H68V161H69V167H71V170H72V168L74 167L75 168V165L76 164H79L80 163V161L81 160H83L84 159V156H86V155H90V157H91V154H93V149L95 148L94 147V145H96L97 143L99 144H101V147L100 148H102L100 151H98V152H100V154L99 155H101V157H103L104 159H105V161L106 160H108V161H110L111 163H113L114 164V166H117V168L118 167H122V166H124V167H126V168H130V170H128V172H125L126 173V176H125V181L126 180H128V178L130 179L129 181H131L129 184L130 185H135L136 187H138L140 190H141V193L142 194H140L141 196H147V195H145L146 193H148V192H150V194H152L153 195V198L155 199V204H159L160 202H159V198L158 197H160L159 196V194H160V182L163 180V179H165V178H167V174L165 175L166 177L165 178H163V179H161L160 178V176H162V175H160L162 172L160 171V170H157V169H155L156 167H154V168H149L148 166H146L145 164H146V162L145 163H143V161H142V158L143 157H147V152H150V151H148L147 149H148V146H146V143H147V141H151V139H152V141H154V143H155V145L156 144H158L159 142H160V135H161V133H160V125H164V129H166L165 131L168 133V132H170V134L167 136V138L165 139L166 140V142L164 143L165 145L166 144H168L169 143V145H171V148H173V150H176L177 148V150H176V157H175V155L173 156V159L175 160L174 162H175V164H174V166L173 167H168L169 166V164H166V165H168L167 167L169 168H166V169H168L169 171V173L168 174H170V176H172L173 177V179L175 178L176 179V181H179V180H182V179H186L187 177H190V178H192L193 176L192 175H194L196 172H197V174L199 173V175L198 176H208V178H210V177H212V180L214 179V181H215V187H214V189L216 190L215 192H217V194L215 193V195L213 196V198L211 199V196H212V194L211 193H209V191H208V195L209 194H211V195H209L210 196V201H208L209 200V198L207 199V202H208V206H209V208H210V211L212 210L211 208H212V206L211 205H214L215 206V208L217 209L216 210V213L218 212H220L221 211V213L223 212V214L224 215H226V211H227V209L229 208V206H230V204H231V200L230 199H232V198H228V194H227V191L225 190L226 188H225V186H226V184H224V182L226 183V180L225 181H223L222 179H221V177H220V175L221 174H216V173H218L219 171H221V170H224V171H227V173H231L232 175H236L237 177H238V180H239V188H237L236 187V190H235V192L237 193V192H239V190L243 193V195L245 196V194H246V198L250 201V203L251 204H253L254 205V201L257 199L258 200V197H260V196H256V193H257V191L258 190H260L261 188V186L259 187V181H258V178L256 177V169H255V166L248 160L247 162H244V160H243V157L241 158V160H240V158L238 159V158H236V156H237V153H238V155L240 154L239 152H238V149L235 147V144L233 145L232 144V142L234 143V141H232L231 142V145L232 146H230V147H232V149L233 150H235L234 151V154L232 153L233 151H232V149L230 150V148H229V150H225L226 148L225 147H222V146H220L222 149H220V147L219 146H217V148L214 146V142H215V140L217 141V139L219 140V138H216V137H214L215 135H216V132L219 130L218 129V126H217V124H216V126H217V128H215L216 126H214L215 125V123H214V125H212V123H211V120L213 119V118H215L216 117V114H217V111L215 112L216 114H215V117H213L214 115H213V110L215 109H213V108H211V105L209 104L210 102L206 99V97H205V95H204V90H203V85L201 84L202 82H199L200 80H198V78H197V76L195 75L196 73H194V70L193 69H191V68H189L187 65V68H186V66H182L181 67V70L180 69H178L177 67H173V68H177L176 70H180V72H173L172 70H174V69H172L171 71H170V73L168 72H166L165 70V72L164 73H160V68H157L156 66V64H157V62L155 63V61H154V58H153V56H155L154 54H153V50L151 51V49L149 48V46H147V43L146 42H144L143 41V38L141 39V33L142 32H139L138 31V29L137 28H139V26L138 27H136L135 26V23L133 22L132 24H130V26L128 25V23H123V24H117V23H114L113 24V22L111 23ZM195 24V23H194ZM192 25V26H190L189 27V31L187 32V33H190V37H196V36H203V34H204V32H206L205 30H204V32L200 29V28H197L196 27V25ZM95 25V24H94ZM70 26V25H69ZM202 26V25H201ZM107 27H109V25L107 26ZM106 27V29H105V31L107 30H109V31H111L110 29H108ZM113 27V28H114ZM145 27V26H144ZM218 27V26H217ZM220 27V26H219ZM59 28V27H58ZM63 28V27H62ZM71 28H73L74 29V27H71ZM203 28V27H202ZM55 29V28H54ZM57 29V28H56ZM72 29V30H73ZM96 29V28H95ZM140 29V28H139ZM205 29V28H204ZM103 30V32L104 33H102V38H103V40L101 41V42H103L104 44L103 45H101L100 44V46L102 47V48H104V46H109V45H111V46H113L112 44L113 43H111L110 42V44L108 43V39H107V35L108 36H110L108 33H112V32H105L104 31V29H102ZM115 30V31H114ZM143 30V29H142ZM217 30V29H216ZM77 31V30H76ZM94 31V30H93ZM141 31V30H140ZM145 31V30H144ZM152 31V30H151ZM80 32V31H79ZM228 32V31H227ZM82 32H80V34H81ZM85 33V32H84ZM107 35H106V34ZM148 33V32H147ZM151 33V32H150ZM236 33V32H235ZM90 34V33H89ZM89 34H86V36L87 35H89ZM92 34V33H91ZM101 34V33H100ZM259 34V33H258ZM62 35H64V34H62ZM69 35V34H68ZM83 35V34H82ZM94 35V34H93ZM104 35V36H103ZM106 35V36H105ZM140 35V39H139V36ZM146 35V34H145ZM154 35H155V33H154ZM214 35H216V34H214ZM213 35V36H214ZM260 35V34H259ZM47 36V35H46ZM84 36H85V34H84ZM90 36V35H89ZM92 36V35H91ZM206 36V35H205ZM220 36V35H219ZM229 36V35H228ZM232 36V35H231ZM79 37V36H78ZM94 37H95V35H94ZM101 37L99 38V39H101ZM172 37V36H171ZM190 37H188V38H190ZM208 37V36H207ZM210 37V36H209ZM208 37V38H209ZM233 37V36H232ZM81 38V37H80ZM83 38V37H82ZM193 38V39H194ZM201 38V37H200ZM262 38V37H261ZM52 39V38H51ZM51 39H49L50 41H48L47 42V44L48 43H50V42H52L53 41V39L55 40H61V38H59L58 37V39H57V37L56 38H54L53 37V39H52V41H51ZM63 39V38H62ZM65 39V38H64ZM63 39V40H64ZM105 39V40H104ZM107 39V40H106ZM145 39V38H144ZM185 39V38H184ZM251 39V38H250ZM58 40V41H59ZM67 40V39H66ZM65 40V41H66ZM71 40V39H70ZM69 40V43L67 42H62L61 44L63 45H61L60 43V45L62 46V47H66V48H69L70 46V41ZM83 40H85V42H87V41H89V40H87L86 41V39H83ZM90 40H92V38L90 39ZM192 40V39H191ZM211 40V39H210ZM239 40V39H238ZM246 40V39H245ZM255 40V39H254ZM57 41V42H58ZM68 41V40H67ZM98 41V40H97ZM107 43H106V42ZM111 41V40H110ZM193 41V40H192ZM228 41V40H227ZM258 42H259V40H257ZM261 41V40H260ZM55 41H53L52 42V44H54V45H52V46H55V47H57L56 46V44L54 43ZM56 42V43H57ZM60 42V41H59ZM74 42H75V40H74ZM100 42V43H101ZM113 42V41H112ZM189 42V41H188ZM241 42V41H240ZM248 42V44L250 43V41H247ZM256 42V41H255ZM64 43V44H63ZM72 43V42H71ZM78 43V42H77ZM87 43H89V45H90V41L89 42H87ZM93 43V41H91V44ZM106 43V44H105ZM183 43V42H182ZM203 43V42H202ZM209 43H210V41H209ZM260 43V42H259ZM58 43H57V45H59ZM94 44V43H93ZM146 44V45H145ZM239 44V43H238ZM237 44V45H238ZM244 44V43H243ZM243 44H242V46H243ZM251 44H253V43H251ZM251 44H250V46H251ZM258 44V43H257ZM73 45H76L75 43L73 44ZM95 45L96 46H98L97 45V43L95 42ZM173 45V44H172ZM183 45V44H182ZM191 45V44H190ZM205 45H207V44H203V46H202V50L203 51H201V53H202V56H203V58L204 59H207V61H210L208 58L209 57H211V55L210 54H212V53H209L210 51L208 50V52L206 51V49L209 47V46H206V48H205ZM231 45V44H230ZM259 45V44H258ZM264 45V44H263ZM50 46V45H49ZM88 46V45H87ZM106 46V48H105V50L107 51L108 49H109V51L112 49V47H107ZM185 46V45H184ZM241 46V47H242ZM254 46V45H253ZM260 46V45H259ZM262 46V45H261ZM90 47V46H89ZM101 47H99L101 50H103ZM128 47V48H129ZM191 47V46H190ZM198 47V46H197ZM232 47V46H231ZM52 48V47H51ZM228 48V47H227ZM253 48V47H252ZM256 48V47H255ZM258 48V47H257ZM261 48V47H260ZM263 48V47H262ZM56 49H59L58 47L56 48ZM65 49V48H64ZM71 48H69L68 50H70ZM212 49V48H211ZM232 49H233V47H232ZM240 49V48H239ZM242 49V48H241ZM251 49V48H250ZM62 48H61V50L59 49V51H61L62 52ZM65 50H67V49H65ZM72 50V49H71ZM70 50V51H71ZM191 50V49H190ZM244 50V49H243ZM258 50V49H257ZM261 50V49H260ZM259 50V51H260ZM105 51V52H106ZM109 51H107L108 53H109ZM206 51V52H205ZM246 51V50H245ZM262 51V50H261ZM60 52V53H61ZM78 52V51H77ZM102 52V51H101ZM103 52H104V50H103ZM102 52V53H103ZM188 52V51H187ZM186 52V53H187ZM235 52V51H234ZM241 52V51H240ZM263 52H264V50H263ZM262 52V54H264ZM72 53H73V51H72ZM80 53V52H79ZM78 53V54H79ZM125 53V52H124ZM153 54V56H152V54ZM190 53L191 54H193V55H195V54H197V53H199L197 50H191L190 51ZM200 53V54H201ZM257 53H258V51H257ZM62 54V53H61ZM64 54H65V51H64ZM179 54V53H178ZM190 54V55H191ZM200 54H197V55H199L200 56ZM232 54V53H231ZM255 54V53H254ZM58 55H60V54H58ZM77 55V54H76ZM126 55V54H125ZM193 55H191V56H193ZM75 56V55H74ZM196 56V55H195ZM194 56V57H195ZM198 56V57H199ZM258 56V55H257ZM263 56V55H262ZM261 56V57H262ZM76 57V59H78L77 58V56H75ZM109 57V56H108ZM113 57V56H112ZM197 56L195 57V58H198ZM201 57V56H200ZM255 58H256V56H255ZM108 59V58H107ZM111 59H113V58H111ZM172 59V58H171ZM220 59V58H219ZM60 60L61 59H59V61H58V66H59V62H60ZM69 60V59H68ZM180 60V59H179ZM244 60H246V59H244ZM62 61V60H61ZM157 61V60H156ZM214 61V60H213ZM251 61H252V59H251ZM256 61H257V59H256ZM263 61H264V59H263ZM131 62V61H130ZM133 62V61H132ZM201 62V61H200ZM216 62V61H215ZM246 62V61H245ZM254 62V61H253ZM63 62H61V64H62ZM173 63V62H172ZM203 63V62H202ZM236 63V62H235ZM243 63V62H242ZM252 63V62H251ZM261 63H262V60H261ZM56 64V63H55ZM64 64H65V62H64ZM64 64H62V66L64 65ZM120 64V63H119ZM139 64V63H138ZM159 64V63H158ZM174 64V63H173ZM241 64V63H240ZM68 65V64H67ZM70 65V64H69ZM135 65V64H134ZM169 65V64H168ZM177 65V64H176ZM243 65V64H242ZM258 65V64H257ZM3 66V64L1 65V67ZM57 66V67H58ZM62 66H60L59 67V69H61V71L62 72H64V73H62V75L63 74H66V72L69 70H66V69H62ZM170 66H172V64L170 65ZM179 66V65H178ZM195 66V65H194ZM256 66V65H255ZM64 67H66V65L64 66ZM122 67V66H121ZM159 67H160V65H159ZM247 67V66H246ZM258 67H260V66H258ZM263 67H264V64H263ZM263 67H262V69L261 70H264L263 69ZM3 68V67H2ZM54 68V67H53ZM68 68V67H67ZM70 68V67H69ZM229 68V67H228ZM261 68V67H260ZM170 69H171V67H170ZM169 69V70H170ZM246 69V68H245ZM248 69V68H247ZM246 69V70H247ZM254 69V68H253ZM256 69V68H255ZM251 70V69H250ZM249 70V71H250ZM257 70V69H256ZM70 71V70H69ZM69 71L67 72V77L69 76V78L70 79H72V80H74V77L76 76V74H72V72L71 73H69ZM78 71V70H77ZM76 71V72H77ZM252 71V70H251ZM260 71V70H259ZM109 72V71H108ZM162 72V71H161ZM78 73H79V71H78ZM244 73V72H243ZM252 73V75H253V72H251ZM1 74V73H0ZM70 74V75H69ZM71 74H72V78H71ZM115 74H117V73H115ZM245 74V73H244ZM66 75H64V81L67 79L66 78ZM103 75V74H102ZM152 75H155V77H157L156 78V80L153 78V76ZM230 75V74H229ZM250 75V74H249ZM248 75V77H251L252 78V76L250 75L249 76ZM257 75H258V73H257ZM260 75V74H259ZM17 76V75H16ZM59 76V75H58ZM88 76V75H87ZM86 76V77H87ZM97 76V75H96ZM99 76V75H98ZM115 76V75H114ZM160 76L163 78V85H161L160 86V82L162 83V81H160ZM243 76V75H242ZM22 77V76H21ZM80 76H79V74L77 75V80H80V82H81V78H79ZM85 77V76H84ZM110 77V76H109ZM118 77H120L121 79H118ZM126 77V76H125ZM200 77V76H199ZM248 77H247V80H248ZM254 77H255V75H254ZM68 78V79H69ZM91 78V77H90ZM105 78V77H104ZM108 78V77H107ZM257 78V77H256ZM31 79V78H30ZM27 76H26V78H20L19 76H17L16 78H15V76H11V75H9V77H8V75H0V88L1 87H4L5 88V86H8L9 87V89L8 90H12V91H18V90H22V89H26V91H27V93H29V95H27V99H28V96H29V98L31 97L32 99L30 100H28V101H30L31 103H30V105L32 104V103H34L35 104V106L37 107L36 109H37V111H42L43 110V118H41V116H40V118H41V120L43 121V122H45L44 124H46V123H48L47 124V126L49 125V126H51V124L54 126L55 124H53V123H55V121L56 120H54L55 118L57 119L59 116L58 115H55V113L53 114V112H55L56 110H57V108L55 107V108H52V107H54V106H52L53 104H52V102H50V104H48V103H45L44 102V100L46 99V97L48 96V97H50L49 96V94L51 93V95L52 94H54V93H52V92H50V93H48L47 94V96H46V92H47V90L45 91L44 90V87H43V89L41 90V88L39 89V87L35 84V83H33L34 81L33 80H35V79H33V80H30ZM87 79V78H86ZM94 79V78H93ZM96 79V78H95ZM100 79V78H99ZM122 79V80H123ZM157 79L159 80V81H157ZM262 80L264 79V78H261ZM71 80V81H72ZM76 80V79H75ZM74 80V81H75ZM76 80V81H77ZM85 80V79H84ZM84 80H82V82L84 81ZM102 80H103V78H102ZM105 80H107V79H105ZM206 80V79H205ZM253 80V79H252ZM254 80H255V78H254ZM257 80H258V78H257ZM31 81H33V82H31ZM40 81V80H39ZM66 81H68V80H66ZM111 81V80H110ZM259 81H261V80H259ZM70 82V81H69ZM77 82H79V81H77ZM86 82V81H85ZM262 82V81H261ZM260 82V83H261ZM264 82V81H263ZM33 83V84H32ZM39 83V82H38ZM73 83V82H72ZM75 83V82H74ZM88 83V84H89ZM107 83V82H106ZM249 83V82H248ZM255 83V82H254ZM84 83H82V85H83ZM259 83H257V85H258ZM262 84V83H261ZM260 84V85H261ZM35 85V86H34ZM43 85V84H42ZM69 85V84H68ZM73 85V84H72ZM81 85V83H80V85L79 86H82ZM244 85V84H243ZM248 85V84H247ZM251 85V84H250ZM255 85H256V83H255ZM39 86H41V85H39ZM46 86V85H45ZM78 87V85L76 84L75 85V87ZM253 85H251V87H252ZM259 86V85H258ZM258 86H257V88H258ZM246 87V86H245ZM245 87H243V88H245ZM255 87V86H254ZM46 88H48V87H46ZM72 88H74V86L72 87ZM87 88V87H86ZM164 88L166 89V88H168V89H170V90H168L167 92L168 93H166L165 92V90H164ZM242 88V89H243ZM248 88V87H247ZM246 88V89H247ZM1 89H3V88H1ZM6 89V88H5ZM77 89H75V90H77ZM205 89V88H204ZM259 89V88H258ZM23 90V91H24ZM52 90V89H51ZM248 90V89H247ZM252 90V94L251 95H253L255 92H257V89H256V91L253 93V90L254 89H251ZM261 90V89H260ZM264 90V89H263ZM2 91V90H1ZM11 91V92H12ZM43 91V92H42ZM244 91V90H243ZM243 91H242V93H243ZM57 92V91H56ZM66 92H68V91H66ZM65 92V93H66ZM70 92V91H69ZM129 92V94L131 93H134L136 96H138V98H140V103L138 104V107L137 108H135V112H132L133 110L132 109H134V108H132L131 109V107H133V105H131L130 106V104H129V102H130V100L132 99V98H135V95L133 96V97H129V96H127V93ZM4 93V92H3ZM8 93V92H7ZM6 93V94H7ZM20 93H24V92H22V91H20ZM74 93V92H73ZM75 93H74V96H75ZM241 93V94H242ZM5 94V93H4ZM17 94V93H16ZM57 94V93H56ZM59 94V93H58ZM61 94V93H60ZM67 94V93H66ZM244 94V93H243ZM255 94H257V93H255ZM253 95L254 96V98H255V100L259 97V95H258V97L256 98V96L257 95ZM2 95V94H1ZM0 95V96H1ZM11 95H12V93H11ZM10 95V96H11ZM14 95V94H13ZM12 95V96H13ZM26 95V94H25ZM41 95H42V97H41ZM46 96L45 97V99H43V100H41V98H44L43 96ZM64 95V94H63ZM70 95V94H69ZM69 95H66V96H69ZM248 95H250V92L248 93L247 92V99H246V104L248 103V102H250L249 103V105H251L252 103V105H256V104H258V103H256L255 101H254V99L252 98V100L250 99L251 98V95L250 96H248ZM262 95V94H261ZM5 96V95H4ZM11 96V97H12ZM24 96V95H23ZM65 96V97H66ZM99 96H101V97H103V98H101V97H99ZM62 97V96H61ZM71 97V96H70ZM244 97H245V95H244ZM248 97H250V98H248ZM1 98H3V96L1 97ZM5 98H7V97H5ZM57 98V97H56ZM68 98V97H67ZM72 98V97H71ZM128 98V99H127ZM261 98V97H260ZM7 99H9V98H7ZM6 99V100H7ZM15 99V98H14ZM13 99V100H14ZM27 99H26V101H27ZM51 100H52V98H50ZM49 99V100H50ZM83 99V100H82ZM106 99H108L107 101L109 102L108 103V105L106 104V102H105V100ZM259 99V98H258ZM2 100V99H1ZM53 100H56V99H53ZM59 100V99H58ZM57 100V101H58ZM64 100H66V99H64ZM69 100V99H68ZM67 100V101H68ZM71 100V99H70ZM136 100V99H135ZM240 100V99H239ZM244 100V99H243ZM247 100H250V101H247ZM3 101H4V99H3ZM2 101V102H3ZM9 101V100H8ZM15 101L16 100H14V104H15ZM43 101V102H42ZM56 101V102H57ZM76 101V102H75ZM129 101V102H128ZM132 101V100H131ZM241 101V100H240ZM245 101V100H244ZM251 101H254V102H252L251 103ZM258 101V100H257ZM263 101V100H262ZM54 102V101H53ZM137 102V101H136ZM135 102V103H136ZM1 103V102H0ZM25 103V102H24ZM59 103V102H58ZM67 103V102H66ZM65 103V104H66ZM69 103V102H68ZM77 104V106L75 105L74 106V108H73V104ZM193 103H195V104H198L199 106H198V108H199V111H198V114H193V112H192V114H190L189 112H187V111H189V109L188 108H190L191 107V105L193 104ZM239 103H241V102H239ZM243 103V102H242ZM39 104H42L41 105V107L39 106ZM63 104V103H62ZM70 104H68L69 106H70ZM93 104H97L98 106L100 105V107H102L103 109H102V111L104 112V118H103V121L101 120L100 121V124H99V122H97L96 123V120H93V117H95V116H93L92 117V114L91 113H93V111L92 112H90V109L91 108H93L91 105ZM244 104V103H243ZM246 104H245V107H246ZM51 105V106H50ZM58 105V104H57ZM64 105V104H63ZM67 105V104H66ZM67 105V106H68ZM83 106V108H81L80 106ZM91 107H90V106ZM254 105V106H255ZM259 105V104H258ZM16 106V105H15ZM28 106V105H27ZM31 106H33L34 107V105H31ZM67 106H65V107H67ZM97 106V107H98ZM240 106V105H239ZM248 106V105H247ZM32 107V108H33ZM62 107H64V106H62ZM100 107H98L97 109H96V111L93 113V114H95L97 111H98V109L100 108ZM136 107V106H135ZM253 107V106H252ZM258 107V106H257ZM58 108H59V106H58ZM90 108V109H89ZM95 108H96V106H95ZM94 108V109H95ZM162 109V111H161V109ZM193 108V107H192ZM260 108V107H259ZM29 109H31V108H29ZM34 109H35V107H34ZM42 109V110H41ZM56 109V110H55ZM71 109V108H70ZM83 109V110H82ZM93 109V110H94ZM188 109V110H187ZM245 109H247V108H245ZM250 109V108H249ZM2 110V109H1ZM60 111H62L63 109H59ZM59 110H57V111H59ZM68 110V109H67ZM79 110V111H80ZM101 109H99V111H100ZM146 110H148L149 112H151V117H152V121H153V123L152 124H149L146 120V118H145V112H146ZM216 110V109H215ZM242 110V109H241ZM253 110H256V108L255 109H253ZM259 110V109H258ZM37 111H35L36 113H37ZM73 111H75V110H73ZM72 111V112H73ZM77 111H78V109H77ZM76 111V112H77ZM83 111V112H82ZM145 111V112H144ZM252 111V110H251ZM19 112V111H18ZM30 112V111H29ZM75 112V113H76ZM244 112V111H243ZM246 112H247V110H246ZM245 112V113H246ZM259 112V111H258ZM33 113H34V111H33ZM61 114L63 113L64 114V112H60ZM74 113V112H73ZM81 113H82V115H81ZM101 113V112H100ZM234 113H236V112H234ZM256 113V112H255ZM58 114H59V112H58ZM67 114V113H66ZM190 114V115H189ZM220 114V113H219ZM239 114V113H238ZM237 114V116L238 117H240L239 115ZM240 114H242V113H240ZM257 114V113H256ZM260 114V113H259ZM7 115V114H6ZM19 115V114H18ZM17 115V116H18ZM37 115V114H36ZM65 115V114H64ZM98 115V114H97ZM96 115V116H97ZM100 116H101V114H99ZM27 116H30V115H27ZM33 116V115H32ZM38 116V115H37ZM56 116V117H55ZM66 116V115H65ZM77 116H78V114H77ZM147 116V115H146ZM232 116H234V115H232ZM257 116V115H256ZM34 117V116H33ZM62 117V116H61ZM61 117H59V119L61 118ZM70 118H71V116H69ZM99 117V116H98ZM98 117H95V119L97 118L98 119ZM102 117H103V115H102ZM225 117V116H224ZM230 117V116H229ZM3 118V117H2ZM1 118V119H2ZM28 118V117H27ZM35 118H36V116H35ZM40 118H39V120H40ZM68 118V117H67ZM101 118V117H100ZM218 118V117H217ZM220 118V117H219ZM231 118V117H230ZM8 119V118H7ZM13 119V118H12ZM29 119V118H28ZM69 119V118H68ZM188 119H191V122L193 123V126L196 128V130H197V134H196V137H194L195 138V140H196V143L195 142H192V138H193V136H191L190 135V133L188 132V131H186L185 133H182V131H181V129L182 128H187V120ZM255 119H256V117H255ZM261 119V118H260ZM16 120V119H15ZM25 120V119H24ZM33 120V119H32ZM31 120V121H32ZM38 120V121H39ZM40 120V121H41ZM117 120H118V122H117ZM215 120V119H214ZM21 121V120H20ZM19 121V122H20ZM23 121V120H22ZM34 121V120H33ZM60 121V120H59ZM69 121H70V119H69ZM74 121V120H73ZM95 121V122H94ZM258 121V120H257ZM263 121V120H262ZM1 122V121H0ZM3 122V121H2ZM25 122V121H24ZM61 122H62V118H61ZM63 122H64V119H63ZM62 122V123H63ZM71 122H72V120H71ZM117 122V123H116ZM191 122H188V124L189 123H191ZM216 122V121H215ZM218 122V121H217ZM239 122V121H238ZM259 122V121H258ZM258 122L256 123V124H258ZM27 123H28V120H27ZM26 123V124H27ZM34 123H35V121H34ZM37 123V122H36ZM57 124V126H58V122H56ZM103 123V124H102ZM263 123V122H262ZM7 124V123H6ZM102 124V125H101ZM241 124V123H240ZM13 125V124H12ZM18 125V124H17ZM21 125V124H20ZM19 125V126H20ZM24 125V124H23ZM191 125V124H190ZM255 125V124H254ZM3 126H5V125H3L2 123H0V142H2V144H4L5 146H7L6 145V143L7 144H11V143H13V138H11L10 139V134H12V133H10V130H9V128H7L8 130H9V132L7 131V129H5V127H3ZM31 126V125H30ZM29 125H26L25 127H30ZM37 127H39V128H41V130H42V127L44 126L43 124L41 125L40 123H39V126L38 125H36ZM61 126V125H60ZM259 126V125H258ZM7 127V126H6ZM18 127V126H17ZM22 127V126H21ZM35 127V126H34ZM162 127V126H161ZM189 127V126H188ZM256 127V126H255ZM16 128V127H15ZM19 128V127H18ZM44 129L43 130H45V126L43 127ZM59 128V127H58ZM163 128V127H162ZM259 128V127H258ZM23 129V128H22ZM36 128H34V130H35ZM52 129V128H51ZM56 129V128H55ZM62 129V128H61ZM215 129H218V130H215ZM16 130V129H15ZM21 130V129H20ZM25 130V129H24ZM31 130V129H30ZM36 130H38V129H36ZM35 130V131H36ZM40 130V131H41ZM63 130V129H62ZM73 130V129H72ZM185 130V129H184ZM188 130V129H187ZM222 130V129H221ZM254 130V129H253ZM261 130H263V132H264V127L261 129ZM33 131V130H32ZM39 131V130H38ZM54 131V130H53ZM163 131V130H162ZM193 131V130H192ZM237 131V130H236ZM239 131V130H238ZM13 132V131H12ZM24 132V131H23ZM22 132V133H23ZM31 132V131H30ZM29 132V133H30ZM44 132H46V131H43V133ZM194 131H193V133H195ZM222 132H223V130H222ZM249 132V131H248ZM255 132V131H254ZM259 132V131H258ZM16 133V132H15ZM20 133V132H19ZM32 133V132H31ZM38 133V132H37ZM65 133V132H64ZM220 133V132H219ZM219 133H217V134H219ZM250 133V132H249ZM257 133V132H256ZM260 133H261V131H260ZM14 134V133H13ZM11 135V136H14V135ZM25 134V133H24ZM36 134V133H35ZM35 134H33V135H35ZM164 134V133H163ZM225 134H227V133H225ZM248 133H246L245 134V137H246V135H247ZM252 134H254V133H252ZM262 134V133H261ZM22 135V134H21ZM29 135H32V134H29ZM58 135V134H57ZM60 135V134H59ZM66 135V134H65ZM230 135V134H229ZM232 135V134H231ZM241 135H243V134H241ZM240 135V136H241ZM264 135V134H263ZM262 135V136H263ZM25 136V135H24ZM23 136V137H24ZM47 136V135H46ZM62 136H64V135H62ZM73 136V135H72ZM71 136V137H72ZM220 136V135H219ZM226 136H228V135H226ZM238 136H239V134H238ZM237 136V137H238ZM239 136V137H240ZM259 136V135H258ZM20 137V136H19ZM30 137V140H31V136H29ZM36 137V136H35ZM250 137V136H249ZM28 138V137H27ZM53 138V137H52ZM69 138V137H68ZM216 138V139H215ZM233 138V137H232ZM241 138V137H240ZM260 138V137H259ZM24 139V138H23ZM33 139V138H32ZM41 139V138H40ZM47 139V138H46ZM64 139V138H63ZM186 139V140H185ZM212 139H215L214 140V142L212 141ZM220 139H221V137H220ZM224 139V138H223ZM245 139V138H244ZM261 139V138H260ZM28 140V139H27ZM30 140H28V141H30ZM34 140V139H33ZM39 140V139H38ZM50 140V139H49ZM56 140V139H55ZM229 141L228 139H225V141ZM235 140V139H234ZM254 140H257V139H254ZM263 140H264V137H263ZM18 141V140H17ZM27 141V142H28ZM53 141V140H52ZM64 141V140H63ZM151 141V142H152ZM188 143H187V142ZM225 142L226 144L228 143V142ZM18 142H20V141H18ZM149 142H148V144L147 145H149ZM150 142V143H151ZM168 142V143H167ZM186 144H185V143ZM213 142V143H212ZM220 142V141H219ZM222 142V141H221ZM220 142V143H221ZM235 142H239L238 140L237 141H235ZM262 142V141H261ZM264 142V141H263ZM35 143V142H34ZM184 143V144H183ZM9 144V145H10ZM18 144H20V143H18ZM22 144H23V142H22ZM27 144V143H26ZM29 144V143H28ZM162 144V143H161ZM181 144H183V145H186L187 147H185V148H187L189 151H191V152H189L188 153V151H186V149L184 150V149H182L183 148V146L182 147H179ZM215 144H217V143H215ZM229 144V143H228ZM237 144H241V143H237ZM244 144V143H243ZM254 144V143H253ZM257 144V143H256ZM4 145H2V146H4ZM8 145V146H9ZM152 145H154V144H152ZM222 145H223V143H222ZM249 145V144H248ZM261 145V144H260ZM11 146H12V144H11ZM19 146H21V145H19ZM29 146V145H28ZM34 146V145H33ZM47 146V145H46ZM160 146V145H159ZM177 146V147H176ZM224 146V145H223ZM245 146V145H244ZM253 146V145H252ZM22 147V146H21ZM27 147V146H26ZM31 147V146H30ZM94 147V148H93ZM147 147V148H146ZM165 147V146H164ZM239 147H241V146H239ZM238 147V148H239ZM246 147V146H245ZM255 147V146H254ZM260 146H258V148H259ZM5 148V147H4ZM7 148V147H6ZM17 148V147H16ZM15 148V149H16ZM46 148V147H45ZM53 148V147H52ZM51 148V149H52ZM55 148V147H54ZM151 148V147H150ZM167 148H168V146H167ZM225 148V149H224ZM242 148V147H241ZM240 148V149H241ZM250 148V147H249ZM257 147H255V149H256ZM3 149V148H2ZM2 149H0V150H2ZM31 149V148H30ZM37 149V148H36ZM41 149V148H40ZM48 149H49V144H48ZM65 149V148H64ZM239 149V150H240ZM245 149V148H244ZM246 149H248L247 147H246ZM252 149V148H251ZM254 149V150H255ZM262 149H263V147H262ZM12 150V149H11ZM14 150V149H13ZM18 151H19V149H17ZM24 150H25V148H24ZM55 150V149H54ZM53 150V151H54ZM237 150V151H236ZM257 150V149H256ZM10 151V150H9ZM16 151V150H15ZM22 151V150H21ZM153 151V150H152ZM171 151H172V149H170V153H171ZM232 151V152H231ZM258 151V150H257ZM1 152H4V151H1ZM140 152V153H139ZM237 152V153H236ZM240 152H242V151H240ZM251 152H252V150H251ZM256 152V151H255ZM261 152H262V150H261ZM10 153H11V151H10ZM9 153V154H10ZM18 153H20V152H18ZM23 153V152H22ZM44 153V152H43ZM48 153V152H47ZM50 153V152H49ZM61 153V152H60ZM96 154L95 155H97L98 156V153L97 152H95ZM137 153H139L140 154V157L138 158L137 157ZM156 153V152H155ZM169 153V155H171L172 153H174L173 151H172V153L170 154ZM235 153H236V156H235ZM243 153H244V150H243ZM24 154V153H23ZM63 154H65V153H63ZM69 154H71V153H69ZM142 154V155H141ZM256 153H254V156H256L255 155ZM259 154H260V152H259ZM262 154V153H261ZM14 155V154H13ZM16 155V154H15ZM19 155V154H18ZM18 155H17V157H18ZM58 155V154H57ZM73 155V154H72ZM143 155H145V156H143ZM150 155H153V154H150ZM241 155H242V153H241ZM247 156L246 157H248V152H247V154H246ZM251 155V154H250ZM253 155V154H252ZM251 155V156H252ZM258 155V154H257ZM10 156V155H9ZM49 156V155H48ZM64 157H65V155H63ZM143 156V157H142ZM243 156H245V154L243 155ZM261 156V155H260ZM13 157V156H12ZM11 157V158H12ZM20 157V156H19ZM51 157V156H50ZM60 157H61V155H60ZM64 157H61V158H59V156H58V158L59 159H63ZM89 157V156H88ZM90 157H89V159H90ZM142 157V158H141ZM238 157H240V156H238ZM245 157V158H246ZM5 158V157H4ZM3 158V155L1 156V154H0V199L2 198L3 200H5V203L7 204V205H9V206H7V207H9L7 210H11L12 212H11V214L13 213V212H18L20 209H22L21 208V205L23 204L22 203V198H21V194H23L22 192H21V189H20V187L21 186H23V184H21V178H20V170L18 171L17 170V168H15V167H12L11 168V166H13V164L11 165L10 164V166H7V164L9 165V163H5L4 161H6L5 159ZM7 158H9V157H7ZM6 158V159H7ZM92 158V157H91ZM95 158V157H94ZM100 158V157H99ZM102 158V159H103ZM159 158V157H158ZM161 158H162V156H161ZM251 158H254L253 156L251 157ZM257 157H255V159H256ZM262 158V157H261ZM4 159V160H3ZM14 159H15V157H14ZM20 159V158H19ZM18 159V160H19ZM58 159V160H59ZM88 159V158H87ZM86 159V160H87ZM248 159V158H247ZM260 158H258V160H259ZM16 160V159H15ZM85 160V159H84ZM146 160H148V159H146ZM153 160V159H152ZM154 160H155V157H154ZM160 160V159H159ZM12 161V160H11ZM21 161V160H20ZM19 161V162H20ZM25 161V160H24ZM60 161V160H59ZM90 161V164H89V162H87V165L89 164V168H90V171H91V167L93 166H91V160H89ZM100 161V160H99ZM104 161V160H103ZM102 161V162H103ZM108 161H106V162H108ZM156 161V160H155ZM154 161V162H155ZM170 161H172V160H170ZM169 161V162H170ZM14 162V161H13ZM16 162H18L17 160H16ZM18 162V163H19ZM22 162V161H21ZM29 162V161H28ZM63 162H65L66 163V161L63 159ZM79 162V163H78ZM92 162H93V160H92ZM101 162V163H102ZM135 162H137V165L139 166V167H134L136 164H135ZM255 162V161H254ZM262 162V161H261ZM261 162H260V164H261ZM264 162V161H263ZM36 163V162H35ZM47 163V162H46ZM59 163V162H58ZM83 163V162H82ZM148 163V162H147ZM159 163V162H158ZM163 163V162H162ZM173 162H171V164L170 165H173L172 164ZM21 164V163H20ZM52 164V163H51ZM55 164V163H54ZM83 164H86V163H83ZM94 164H95V162H94ZM107 164V163H106ZM112 164V165H113ZM133 164H135L134 166H133ZM148 164H151V161H150V163H148ZM259 164V165H260ZM264 164V163H263ZM4 165H6L7 166V169L5 170V168H6V166L4 167ZM18 165V164H17ZM22 165H23V162H22ZM66 165H68V164H66ZM86 165V166H87ZM136 165V166H137ZM154 165H155V163H154ZM160 164H158V166H159ZM15 166V165H14ZM20 166V165H19ZM18 166V167H19ZM37 166V165H36ZM41 166V165H40ZM56 166V165H55ZM84 166V165H83ZM91 166V167H90ZM256 166H257V164H256ZM264 166V165H263ZM262 166V167H263ZM9 167V168H8ZM79 167H80V165H79ZM95 167V166H94ZM97 167V166H96ZM21 168V167H20ZM81 168V167H80ZM109 168V167H108ZM260 168V167H259ZM22 169V168H21ZM85 169V168H84ZM83 169V170H84ZM95 169V168H94ZM93 169V170H94ZM99 169V168H98ZM159 169V168H158ZM261 169V168H260ZM48 170V169H47ZM70 170V169H69ZM76 170H78V168L76 169ZM97 170V169H96ZM114 170V169H113ZM85 171V170H84ZM83 171V173H81V171H80V173L81 174H77V175H80L79 176V178L80 177H83V179L85 178H88V177H91V175H92V172H90L89 174H88V169H87V172H84ZM107 171V170H106ZM109 171V170H108ZM125 171V170H124ZM162 171H163V169H162ZM164 171H166L165 169H164ZM224 171H223V173H224ZM67 172H69L68 170H67ZM66 172V173H67ZM94 172H95V170H94ZM98 172V171H97ZM112 172V171H111ZM118 172V171H117ZM161 172V173H160ZM66 173H63V175H60V179H59V181L61 182V185L62 184H65L66 185V187L67 188H69V189H67L68 190V192H70L71 194H72V196H73V198H74V196L76 197V198H74L75 200L77 199V201L76 202H78V203H85V202H87V201H91L92 199L91 198H94V196H91L90 194V196L91 197H88V194H86V193H88V192H84L83 191V189L81 188V186L80 185H78V186H80V187H77L76 186V184H75V186H74V184L73 183H70V181H71V179H68V175L66 174ZM107 173V172H106ZM105 173V174H106ZM116 173V172H115ZM226 173V174H227ZM262 174V173H261ZM67 175V176H66ZM93 175H94V173H93ZM230 175V174H229ZM164 176V175H163ZM192 176V177H191ZM195 176L196 175H194V178H195ZM252 176V177H251ZM98 177V176H97ZM100 177V176H99ZM110 177V176H109ZM108 177V178H109ZM227 177H229L228 175H227ZM227 177H225V178H227ZM262 177V176H261ZM193 178V179H194ZM203 178V177H202ZM207 178V177H206ZM263 178H264V175H263ZM89 179H92V177L91 178H88L87 180H89ZM107 179V178H106ZM161 179V180H160ZM172 179V180H173ZM188 179V178H187ZM204 179V178H203ZM232 179V178H231ZM236 179V178H235ZM69 180V181H68ZM110 180V179H109ZM122 180V179H121ZM121 180H119V181H121ZM200 180H202V179H200ZM264 179H262V181H263ZM73 181V180H72ZM71 181V182H72ZM86 181V180H85ZM123 181V180H122ZM124 181V182H125ZM169 181V180H168ZM171 181V180H170ZM194 181V180H193ZM192 181V182H193ZM198 181V180H197ZM209 181L210 182H212L211 181V179H209ZM229 181V180H228ZM227 181V182H228ZM74 182V181H73ZM76 182V181H75ZM74 182V183H75ZM88 183H90V180L89 181H87ZM92 182V181H91ZM106 182V181H105ZM104 182V183H105ZM201 182V181H200ZM206 182V181H205ZM23 183V182H22ZM127 183V182H126ZM132 183V184H131ZM162 183H164V180H163V182ZM167 183V182H166ZM213 183V182H212ZM232 183V182H231ZM101 184V183H100ZM109 184V183H108ZM193 184V183H192ZM211 184V183H210ZM262 184L264 185V183L262 182ZM86 185V184H85ZM127 185V184H126ZM187 185V184H186ZM201 185H202V183H201ZM225 185V186H224ZM229 185V184H228ZM227 185V186H228ZM234 185V184H233ZM232 185V186H233ZM260 185H261V181H260ZM262 185V186H263ZM96 186V185H95ZM118 186V185H117ZM122 186V185H121ZM199 186V185H198ZM211 186H214V184L213 185H211ZM210 186V187H211ZM231 186V185H230ZM229 186V187H230ZM235 186V185H234ZM23 187H25V186H23ZM87 187V186H86ZM88 187H90V186H88ZM93 187H94V185H93ZM98 187V186H97ZM125 187V186H124ZM135 187V188H136ZM171 187V186H170ZM193 187V186H192ZM202 187H203V185L201 186V188H200V190H203L202 189ZM210 187H209V190H210ZM105 188V187H104ZM107 188V187H106ZM119 188V187H118ZM167 188V187H166ZM212 188V187H211ZM233 188V187H232ZM62 189V188H61ZM64 189H65V187H64ZM87 189V188H86ZM110 189V188H109ZM139 189H138V191H139ZM170 189V188H169ZM196 189H197V187H196ZM199 189V188H198ZM197 189V190H198ZM214 189H212V190H214ZM90 190V189H89ZM111 190V189H110ZM119 190V189H118ZM134 190V189H133ZM196 190V191H197ZM212 190H210V191H212ZM230 190V189H229ZM87 191H88V189H87ZM91 191V190H90ZM137 191V190H136ZM173 191V190H172ZM193 191L195 192V189H193ZM262 191V190H261ZM130 192V191H129ZM203 191H201V193H202ZM234 192V191H233ZM108 193V192H107ZM123 193V192H122ZM198 193V192H197ZM201 193H199V194H201ZM240 193V192H239ZM261 193V192H260ZM263 193V192H262ZM70 194V195H71ZM182 194V193H181ZM191 194V193H190ZM205 194V191H204V193L203 194H201V196L202 195H204ZM258 195H262V194H259V193H257ZM96 195H99V194H96ZM111 195V194H110ZM124 195H127L126 194V190H125V194ZM238 195V193L236 194V196ZM241 195V194H240ZM239 195V196H240ZM101 196V195H100ZM106 196V195H105ZM131 196V195H130ZM133 196V195H132ZM131 196V197H132ZM150 196V195H149ZM162 196V195H161ZM209 196H207V197H209ZM97 197V196H96ZM111 197V196H110ZM125 198H126V196H124ZM128 197H129V194H128ZM138 197V196H137ZM148 197V196H147ZM180 197V196H179ZM199 197V196H198ZM203 197V196H202ZM201 197V198H202ZM206 197V196H205ZM231 197V196H230ZM238 197V196H237ZM245 197H244V200H245ZM262 197V196H261ZM72 198V197H71ZM107 198V197H106ZM148 198H152V196L151 197H148ZM152 198V199H153ZM234 198V197H233ZM236 198V197H235ZM239 198L240 197H238V200H239ZM90 199V200H89ZM97 200H98V198H96ZM102 199H104L103 197H102ZM110 199V198H109ZM129 199L130 198H128V201H129ZM139 199V198H138ZM138 199H136V200H138ZM143 199V198H142ZM145 199H146V197H145ZM151 199V200H152ZM2 200V201H3ZM106 200V199H105ZM112 200V199H111ZM111 200H108V203H109V201H110V203H112L111 202ZM201 200V199H200ZM202 200H203V198H202ZM234 200H236V199H234ZM62 201V200H61ZM92 201H94V200H92ZM127 201V200H126ZM135 201V200H134ZM146 201H147V199H146ZM153 201V200H152ZM151 201V202H152ZM1 202V201H0ZM116 202V201H115ZM154 202V201H153ZM194 202V201H193ZM204 202V200L201 202L202 203V205H205V203H203ZM22 203V204H21ZM80 203V204H81ZM88 203H92V202H88ZM108 203H106V204H108ZM118 203V202H117ZM122 203V202H121ZM131 203V202H130ZM142 204H143V201L141 202ZM201 203L200 204H191V206H190V209H191V212H192V214H193V216H195L198 220H199V224L201 223L202 225L204 224V226L206 227V226H208V227H210L211 228V230H213V233H214V235L213 236H215V235H219V227H220V223L219 224H217V223H213V222H217V221H214L213 219V221H211V220H208L209 219V217H205L204 215L206 214L205 212H204V207L205 206H202L201 205ZM247 203V202H246ZM4 204V203H3ZM77 204V203H76ZM113 204L114 205H112L111 207H112V209H111V213H113L114 212V214H113V216H120V218H121V216H123V215H120V214H122V213H124L123 211V209L122 208H120V206H119V208L120 209H122L121 211H122V213H119V212H121L119 209H118V207H117V204H115L114 202H113ZM119 204V203H118ZM126 204H128V203H126ZM136 204H138V203H135V205L134 206H136ZM154 204V205H155ZM168 204V203H167ZM188 204H190V203H188ZM233 204V203H232ZM249 204V203H248ZM72 205V204H71ZM74 205V204H73ZM72 205V206H73ZM79 205V204H78ZM78 205H76V206H78ZM82 205V204H81ZM85 206H86V204H84ZM100 205H101V203H100ZM103 205V207H100V208H103V210H104V207H106V206H104V204H102ZM121 205V204H120ZM125 204L123 203V206H124ZM145 205V204H144ZM151 205V204H150ZM207 205V204H206ZM94 206V205H93ZM92 206V207H93ZM96 206V205H95ZM99 205L97 204V207H98ZM127 206V205H126ZM131 206V205H130ZM162 206H164V205H162ZM166 206H168V205H166ZM165 206V207H166ZM236 206V205H235ZM242 206V205H241ZM83 207V206H82ZM107 207H109L110 208V206H109V204L107 205ZM106 207V208H107ZM132 207V206H131ZM137 207H139V205L137 206ZM147 207H148V205H147ZM152 207V206H151ZM155 207H157V206H155ZM154 207V208H155ZM203 207V208H202ZM207 207V206H206ZM248 207V206H247ZM256 207V206H255ZM2 208V207H1ZM70 208V207H69ZM72 208V207H71ZM79 208H81V207H79ZM78 208V209H79ZM84 209H83V211H85V209L86 208H91V207H83ZM125 208V207H124ZM126 208H129V207H126ZM149 208V207H148ZM148 208H146V209H148ZM153 208V209H154ZM208 208V207H207ZM30 209V208H29ZM64 209V208H63ZM67 209V208H66ZM91 209H94V208H91ZM91 209H88V210H91ZM159 209H160V207H159ZM162 209V208H161ZM253 209V208H252ZM71 210H74V209H71ZM70 210V211H71ZM81 210V209H80ZM109 210V209H108ZM128 211V213H130L129 211L131 210L132 211V208L130 209H127ZM143 210V209H142ZM145 210V209H144ZM151 210V209H150ZM156 210V209H155ZM179 210V209H178ZM64 211V210H63ZM78 211V210H77ZM102 211V210H101ZM134 212H135V210H133ZM132 211V212H133ZM137 211H140L141 212V210H137ZM147 211V210H146ZM165 211V210H164ZM253 211V210H252ZM72 213H70L71 215H74V212L73 211H71ZM86 212V211H85ZM97 212V211H96ZM95 212V213H96ZM100 212V211H99ZM104 212H106V209L103 211V213ZM142 212H144V211H142ZM161 212V211H160ZM166 212V211H165ZM235 212V211H234ZM254 212V211H253ZM77 213V212H76ZM76 213H75V215H76ZM81 215H82V217H83V212L81 213V212H79ZM127 213V214H128ZM136 213V212H135ZM145 213V212H144ZM151 213L153 214V212L151 211ZM150 213V214H151ZM159 213V212H158ZM231 213V212H230ZM236 213V212H235ZM10 214V215H11ZM69 214V213H68ZM80 214H79V216H80ZM87 214V213H86ZM119 214V215H118ZM132 214V213H131ZM129 215V216H132V215ZM134 214V213H133ZM137 214V213H136ZM160 214V213H159ZM159 214H158V216H159ZM162 214V213H161ZM160 214V215H161ZM178 214V213H177ZM220 214V213H219ZM223 214H221V215H223ZM232 214V213H231ZM248 214V213H247ZM250 214H251V212H250ZM253 214V213H252ZM255 214V213H254ZM3 215V214H2ZM69 216V221L66 223V228H68V232H70V234L69 235H72L73 237H74V239H77V241H78V239L79 240H81L82 241V243H85L86 245H87V243H88V246L89 245H91V244H89V242H91V240H93V238H96L97 236H96V234L95 233H97V230H95L96 229V224H93V223H91V221L92 220H98V219H92V220H90V222L88 221L89 220V218L88 217H86L87 215H85V217H86V220H85V218L84 219H82V218H80L79 216ZM78 215V214H77ZM103 215H105V214H103ZM147 215V214H146ZM223 215V216H224ZM237 215V214H236ZM241 215H242V213H241ZM92 216V215H91ZM116 216V217H117ZM148 216V215H147ZM146 216V217H147ZM216 216H218V215H216ZM232 216V215H231ZM252 216V215H251ZM10 217V216H9ZM90 217V216H89ZM115 217V218H116ZM125 217H127L126 215H125ZM145 217V218H146ZM160 217V216H159ZM243 217V216H242ZM246 217V216H245ZM249 217V216H248ZM14 218V217H13ZM88 218V219H87ZM91 218V217H90ZM93 218V217H92ZM98 218V217H97ZM114 218V219H115ZM119 217H118V219H120ZM135 217H133V219H134ZM139 218V217H138ZM142 218V217H141ZM144 218V217H143ZM149 218H150V216H149ZM162 218V217H161ZM160 218V220H162ZM210 218H211V216H210ZM218 217H216V219H217ZM68 219V218H67ZM113 219V220H114ZM121 219H123V217L121 218ZM124 219H129V217L128 218H124ZM132 219V218H131ZM131 219H130V221L129 222H131ZM152 219V218H151ZM154 219V218H153ZM158 220H159V218H157ZM156 219V220H157ZM219 219V218H218ZM136 220V219H135ZM146 220V219H145ZM157 220V221H158ZM196 220V219H195ZM197 220V221H198ZM240 220V219H239ZM100 221V220H99ZM106 221V220H105ZM125 221V220H124ZM127 221V220H126ZM125 221V222H126ZM156 221V223H154L155 222V220L152 222L153 224H157L158 222ZM189 221V220H188ZM191 221V220H190ZM248 221H250V220H248ZM252 221V223L254 222L253 220H251ZM65 222V221H64ZM95 222H97V221H95ZM107 222V221H106ZM106 222L104 223V224H106ZM121 222H122V220H121ZM120 222V223H121ZM142 222V221H141ZM159 222H162V221H159ZM165 222V221H164ZM187 222V221H186ZM220 222H222V219L220 220ZM258 222V221H257ZM98 223V222H97ZM110 223V222H109ZM117 223V222H116ZM171 223V222H170ZM188 223V222H187ZM256 223V222H255ZM100 224H102V223H100ZM98 225L97 224V226H101V225ZM103 224V225H104ZM119 224V223H118ZM123 225H124V223H122ZM140 224V223H139ZM227 224V223H226ZM250 224V223H249ZM257 224V223H256ZM127 225V224H126ZM129 225V224H128ZM158 226H159V224H157ZM157 225H155V226H149V224H148V226L150 227V229H149V227H148V229L149 230H146V231H142V233H140V235H138L139 236V238H140V242L142 241L143 242V244H144V246L146 245V243L148 244V245H146V246H152L151 248H153V246L155 247V246H157V248H158V246H160L161 247V245L160 244H163V246L164 247H166L167 245H165V244H167L168 242H170L171 240H172V238H173V240H174V236H175V234L176 233H172V234H174V235H172L171 234V232H169V231H171L172 230V226H170L169 228L171 229H169V230H167L168 228H165L164 229V227H166L164 224V227H162L163 228V230H164V232H163V230L161 229V227L159 226H157ZM160 225H162V224H160ZM162 225V226H163ZM174 225V224H173ZM221 225H223V224H221ZM107 226V225H106ZM105 226V227H106ZM112 226V225H111ZM175 226V225H174ZM184 226V225H183ZM102 227V226H101ZM100 227V228H101ZM105 227H104V229H105ZM110 227V226H109ZM120 227V226H119ZM123 227V226H122ZM129 227V226H128ZM147 227V226H146ZM100 228H98V230L100 229ZM111 228V227H110ZM113 228V227H112ZM117 229H118V227H116ZM174 228V227H173ZM221 228V227H220ZM224 228V227H223ZM236 228V227H235ZM245 228H247V227H245ZM255 228V227H254ZM104 229H103V231H104ZM108 229V228H107ZM179 229V228H178ZM222 229V228H221ZM253 228H251L250 230H252ZM257 229V228H256ZM124 230V229H123ZM129 230V229H128ZM145 230V229H144ZM160 230L162 231V232H160ZM223 230V229H222ZM255 230V229H254ZM103 231H101L102 233H103ZM114 231V230H113ZM120 231V230H119ZM122 231V230H121ZM132 231V230H131ZM253 231V230H252ZM252 231H251V233H252ZM257 231V230H256ZM100 232V231H99ZM175 232V231H174ZM183 232V231H182ZM237 232V231H236ZM249 232V231H248ZM258 232V231H257ZM106 232H104V237H103V235L101 236L102 238H103V240L105 239H107L106 238V235H107V233L105 234ZM117 233V232H116ZM131 233V232H130ZM133 233V232H132ZM160 233H164L163 235L162 234H160ZM198 233V232H197ZM232 233V232H231ZM108 234H111L110 232L108 233ZM186 234V233H185ZM227 234H229V233H227ZM257 234V233H256ZM98 235V234H97ZM113 235V234H112ZM118 235H119V233H118ZM117 235V236H118ZM245 235V234H244ZM244 235H243V238H244ZM249 235V234H248ZM250 235H252V234H250ZM254 235H255V233H254ZM96 236V237H95ZM100 235H98V237H99ZM114 236V235H113ZM112 236V237H113ZM128 236V235H127ZM127 236H125V237H127ZM135 236V235H134ZM223 236H224V234H223ZM232 236V235H231ZM236 236V235H235ZM234 236V237H235ZM67 237V236H66ZM111 237V236H110ZM111 237V238H112ZM120 236H118V238H119ZM130 237V236H129ZM183 237V236H182ZM187 237V236H186ZM217 237V236H216ZM249 238H250V236H248ZM252 237V236H251ZM113 238H116V237H113ZM112 238V239H113ZM121 238H122V236H121ZM121 238H119V239H121ZM128 238V237H127ZM133 238V241H135V240H137L138 239V237H136L137 239H135L134 240V237H132ZM254 238V237H253ZM68 239V238H67ZM97 239V238H96ZM101 238H99V240H97L98 242V244L100 245V243H99V241L101 242L102 240H100ZM112 239H110L109 237H108V243H112V241L113 242H117V238L115 239V240H112ZM119 239H118V241H119ZM124 239L125 238H123V241H124ZM239 239H241V238H239ZM250 239H252V238H250ZM249 239V240H250ZM52 240V239H51ZM59 240V239H58ZM127 240H129V238L127 239ZM185 240V239H184ZM212 240V239H211ZM214 240H216V239H214ZM230 240H235V239H230ZM229 239H227V237H223V239H221V241L220 242H223V243H225V245L226 244H230V241ZM245 240H246V238H245ZM75 241V240H74ZM74 241H70V242H74ZM77 241L75 242V244H78L77 243ZM130 241V240H129ZM138 241V240H137ZM137 241H135L136 243H137ZM198 241V240H197ZM238 241V240H237ZM248 241V240H247ZM258 241V240H257ZM79 242V241H78ZM93 242H96V240H94ZM103 243V245L105 244L104 243V241H102ZM105 242H107V240L105 241ZM119 242H121V241H119ZM171 242H173V241H171ZM211 242V241H210ZM245 242V241H244ZM62 243V242H61ZM92 243V242H91ZM97 243H93V244H97ZM110 243V244H111ZM126 243H127V241H126ZM131 243V242H130ZM129 243V244H130ZM236 243V242H235ZM242 243V242H241ZM68 244H70V243H68ZM80 244V243H79ZM128 244V243H127ZM126 244V245H127ZM137 244H138V246H137ZM136 244V246L135 247H137V249H139L138 247H139V243H137ZM170 244H173V243H170ZM169 244V245H170ZM65 245V244H64ZM71 245H73V244H71ZM70 245V247H69V251H68V255L66 254V256H69L70 255V257H69V259L68 260H66V261H68V262H64L65 264H99L100 262H101V260H100V262L98 261V259H96V257H95V255L93 254L94 253V251L95 250H93V253H92V250L90 249L91 247H92V245L90 246V250H91V252H90V250H88L87 251V247L88 246H86V245H81L83 248H84V246H85V249H86V252H88V253H86V254H83V257L82 256H80V254H78V251H76V253H75V251H73V250H70V248H72V246ZM109 245V244H108ZM112 245H115V244H111L110 246L112 247ZM116 245L117 246H119V244H117L116 243ZM121 245H123V243L121 244ZM132 246H134L135 245V243H132L131 244ZM130 245V246H131ZM141 245H142V243H141ZM217 246H219V242H217V244H216ZM242 245H243V243H242ZM244 245H246V244H244ZM243 245V246H244ZM102 246V245H101ZM109 246V247H110ZM143 246V245H142ZM144 246H143V249H144ZM212 246V245H211ZM40 247V246H39ZM50 247V246H49ZM95 247H96V245H95ZM95 247L93 246L92 247V249H95ZM99 247V246H98ZM103 247H106V246H103ZM114 247V246H113ZM112 247V248H113ZM116 247V246H115ZM122 246H120V248H121ZM125 247H127V246H125V244H124V248ZM135 247H133L131 250H133L135 253H136V250L137 249H135ZM182 247V246H181ZM75 247H73L72 249H74ZM81 248V247H80ZM80 248H79V250H80ZM101 248V247H100ZM99 248V249H100ZM156 248V247H155ZM239 248V247H238ZM259 248V247H258ZM65 249V248H64ZM96 249H98L97 247H96ZM125 249H127V248H125ZM166 249V248H165ZM170 249H171V247H170ZM217 249V248H216ZM220 249V248H219ZM77 250H78V248H77ZM81 250H83L84 251V249H81ZM104 250H105V248H104ZM107 250V249H106ZM141 249H139V250H137V251H140ZM44 251H45V248H44ZM100 251V250H99ZM99 251H97V252H99ZM122 251V250H121ZM124 251V250H123ZM142 251V250H141ZM144 251V250H143ZM204 251H207V250H204ZM212 251H214L213 249H212V247H211V252ZM232 251V250H231ZM240 251V250H239ZM80 252V251H79ZM96 252V253H97ZM103 252V251H102ZM105 253L106 252H108V251H104ZM119 252V251H118ZM125 252H128V251H125ZM168 252V251H167ZM203 252V251H202ZM210 252V251H209ZM84 253H85V251H84ZM95 253V254H96ZM121 253H123V252H121ZM129 253V252H128ZM131 253L133 254V252L131 251ZM146 253H147V251H146ZM241 253V252H240ZM41 254V253H40ZM47 254V253H46ZM45 254V255H46ZM109 254V253H108ZM215 254V253H214ZM217 254H219V253H217ZM31 255V254H30ZM49 255H51L50 253H49ZM79 255V256H78ZM82 255V254H81ZM96 255H98V254H96ZM130 255V254H129ZM135 255V254H134ZM137 255V254H136ZM151 255V254H150ZM204 255H205V253H204ZM34 256V255H33ZM65 256V257H66ZM101 256V255H100ZM103 256H104V254H103ZM124 256V255H123ZM126 256V255H125ZM138 256H142V254L140 255H138ZM138 256H137V258H136V256H135V260H137L138 259ZM152 256V255H151ZM215 256V255H214ZM36 257V256H35ZM45 257H47V255L45 256ZM104 257H106L107 258V256L105 255ZM132 257V256H131ZM134 257V256H133ZM143 257H145V258H147L145 255L143 256ZM204 257V256H203ZM209 257V256H208ZM223 257V256H222ZM243 257V256H242ZM2 258V257H1ZM32 258V257H31ZM54 258V257H53ZM99 258V257H98ZM103 258V257H102ZM128 258H130V257H128ZM128 258H126V260H128ZM207 258V257H206ZM213 258V257H212ZM212 258H209L208 259V262L210 261V259H211V261L212 260H214V258L212 259ZM217 258V257H216ZM52 259V258H51ZM56 259V258H55ZM61 259H63V258H61ZM123 259H125V258H123ZM123 259H122V261H123ZM133 259V260H134ZM139 259L140 260H138V261H140V262H142L141 260V257H139ZM242 259V258H241ZM16 260V259H15ZM50 260V259H49ZM58 259H56V261H57ZM65 260V259H64ZM104 260H106V259H104ZM109 260V259H108ZM125 260V261H126ZM130 260H131V258H130ZM134 260V261H135ZM145 260V259H144ZM143 260V261H144ZM158 260V259H157ZM240 260V259H239ZM43 261H45V260H43ZM121 261V262H122ZM129 261V260H128ZM132 261V260H131ZM146 261V260H145ZM148 261L149 262H152V261H150V260H147V263H148ZM195 261V260H194ZM210 261V262H211ZM242 261V260H241ZM18 262H19V260H18ZM47 262H48V260H47ZM55 262V261H54ZM60 262H61V260H60ZM99 262V263H98ZM108 262V261H107ZM106 262V263H107ZM133 262V261H132ZM154 262V261H153ZM220 262V261H219ZM240 262V261H239ZM38 263H40V262H38ZM50 263V262H49ZM51 263H53V262H51ZM50 263V264H51ZM57 263H59V260H58V262ZM56 263V264H57ZM63 263V262H62ZM102 263H103V260H102ZM106 263H104V264H106ZM123 263V262H122ZM129 263V262H128ZM135 264H137L136 263V261L134 262ZM146 263V262H145ZM206 263H207V259H206ZM214 263H215V261H214ZM213 263V264H214ZM241 263V262H240ZM42 264V263H41ZM101 264V263H100ZM108 264V263H107ZM109 264H110V261H109ZM117 264H119V263H117ZM138 264H141V263H138ZM142 264H144V263H142ZM152 264V263H151ZM160 264V263H159ZM191 264V263H190ZM193 264V263H192ZM203 264H205V262H203ZM211 264V263H210ZM250 264V263H249ZM252 264V263H251Z\"/></svg>",
    "mask_w": 264,
    "mask_h": 264
}]
</instances>
